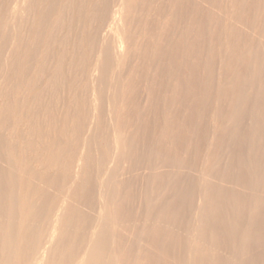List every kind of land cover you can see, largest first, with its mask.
I'll return each mask as SVG.
<instances>
[{
    "label": "rangeland",
    "instance_id": "obj_1",
    "mask_svg": "<svg viewBox=\"0 0 264 264\" xmlns=\"http://www.w3.org/2000/svg\"><path fill=\"white\" fill-rule=\"evenodd\" d=\"M13 1L14 0H8V1L6 0V2H5V0H0V15L1 16H2V14H5L8 12V14H6L7 18L9 19V17H11L9 15L8 4L14 5L17 3V0L14 2ZM87 1H89V2H87ZM90 1L91 0H48V1L47 0H25L23 3L24 6L22 5V9H21L22 15L20 13V15L22 17H20V15H19L18 19L16 20L17 23H15L16 25H14L15 27L14 26L12 27L13 24H11V23L9 24L10 38H13L14 35L16 37H18L19 38V41H18L19 46H18V44L14 45V46H12L13 50H12V48L10 50L11 45H9L8 48L6 47L7 53L4 56L3 54H4V51L6 50V48H4V46L7 45V43H6L7 41H6V38L4 36L0 35L3 38V39H1V37H0V40H1L0 52L2 50V52L0 53V58H1L0 64L2 62V64H1L2 69L4 68L3 71L0 68V72H3L2 73L3 77L2 76L1 77H2V79H4L2 82H0V91H1L0 94H2L0 97V99L2 100V101L0 100V129H1L0 130V158H1L0 159V166H1L0 167V169H1L0 170V174H1L0 175V212H1L0 213V238H1L0 239V242H1L0 243V246H1L0 249L4 248L3 250L1 249V251H0V264H7L8 259L11 260L10 262L12 264H13V262H14V264H17L16 262H18V261H20L22 263L24 262L23 264H25V263L28 264L29 260H31L29 262V264H31V262L34 263L33 262L34 261L33 256L36 255L35 251L36 250H37V252L39 251V246H41L45 242V239H47L46 236H48L47 234H49V231H50L49 228L52 226L53 221L50 224V221L53 220V216L51 214H53L54 211H56V209L60 208L62 205L66 206V207H63V208H65V210H63L65 212L64 213L65 215L64 214H63L64 216L62 215L63 219L61 220V224L62 223H64V224L61 225L62 226L61 230L57 231L58 233L56 232L57 235H56L55 239L53 240L54 241L53 242V248H52V250H50L51 253L48 252V254L46 255L47 256V259H46L47 262L45 261L44 264H50V263L56 264L57 262H58L57 264H75L74 262L77 260L76 258H80L79 257L80 255H82L84 252L92 249L91 245H89L88 243L91 244L92 238H94V236H96V234H98L97 231H100L102 229V228H99V226L102 227V222L104 223V221L102 219L103 216L100 217V215H101L100 213H101V211L103 212L105 209H106L105 210L106 214H107V210H108V212H109V210L113 211V212L116 211L115 213L112 212L113 214L111 212L108 213L109 215L111 214L110 216L112 218H110V216H109V218L112 220H111V222L109 220V222H108L109 226L106 225L107 226V227L105 226L106 230L104 229V231H106L105 234H108V233L112 234L111 236H110V234L105 235L106 236L105 239L107 238L106 242L108 243V246H109V248H111L110 250H112V251L122 250V248L125 246L126 249L125 248H123V249H125L126 252H129L128 253L129 256H131L132 254L135 255V253H137V251L139 249H143L142 247H145V243L147 242L146 240H148L146 238L149 235H150L149 237H153L151 235L153 233H155V236L156 237L158 236L157 237V239L159 240L158 246L159 247L161 246L160 248L162 250V253L164 250L166 251V252L164 251V254L165 253L166 254L165 255L163 254L164 258L167 256L166 257L167 261L170 260V262L168 261L166 263V259H165V261L162 259L163 260V262H162L161 257L159 256L158 259L155 260V262H157V264L158 263L159 264H163V263L164 264H169V263L170 264L171 263L172 264H175V263L179 264L180 262L182 264H184L185 262H186V264H188V263L190 264L192 262V264H193V261L195 259V256H193L194 259L191 258V256H192L191 253H193L192 252L193 245L196 243L198 238L202 237L201 240H204V241H202L203 246H207V245L212 246L213 245V248L214 247L216 248V249L214 248L215 249V255L210 259H204L202 264H205V263H207V264L208 263L209 264L210 263L211 264H264V237H263L264 236V190H263L264 189V122H263L264 121V118H263L264 117V92H263V90H264L263 86L264 85H262V87L260 85L254 86V89L256 88V86H257V89L263 88L260 90L263 92V94L261 93L263 95V97H262V95H260L261 97L259 96L260 93H258V96H257L256 90H255L251 93L253 95L250 96V94H249V97H247L248 99L246 98L244 100L245 102H243L242 105H241V101L239 102V105L235 103L237 105V107L241 106V107H239V109L236 108L239 111L234 109L236 107V105H234V108L229 107L230 106L229 103L231 102V99H232V94L229 95V93H231L230 89L229 90L223 89L224 84H225L224 81H226V82L228 81V79L226 78V77H228V73H227V70H224V71H226L227 74L223 71V69H225L223 67L224 66L226 67V64H225V62L222 63L225 60V56H226L225 54L228 55V52L224 53V55L223 54L221 55L222 58H224V60L222 58H220L221 56H218V55L221 54L223 51L221 50L220 43H216V42H218L219 39H221V35L220 36L217 35V34H219L218 31H217L218 33L216 32L217 34L214 33L215 34V40H214V38L210 34V32L208 33V31L207 32L204 31V30L210 31L208 24H207L208 22L206 21L207 19L205 18L206 17L205 15H207L206 13H208L206 11H208V10H207V8H204V6L202 4L204 0L203 1L199 0L200 5H198V3H199L198 0H144L147 2V3L145 2L146 3L145 5H144L143 0H142L143 3L141 2V0H138V5H140L138 7L136 6V8L138 9V12L135 9L137 13L136 12L132 13L131 18H130V22H132V20H131L132 18L133 19L135 18L134 19L135 21L133 20V24H132V23H129V20H128L127 25L132 24L135 26L138 23L140 26V32H137L139 30V28H138L139 26H137L138 24L135 26L136 28H134V26H133V29L131 27L132 25L129 26L131 28H129L128 30L127 29L124 30V28H128V27H126L127 26L126 24L123 27L124 32H126V30H127L129 33L131 29L134 30L132 33L130 32L131 33L130 35H131L132 39L134 38V35H135L134 40L137 39V42L136 41L132 42L134 40L130 39L131 44L133 43L131 45L132 49L130 48L131 49L130 50L131 56L133 57L134 55L137 54V52L135 53V51H141V49H143L140 52V55H138L139 54V52H138V54L135 57L132 58L130 56L131 58L128 59V60H130L129 62L131 64V66H129L130 65L129 63L127 64V67H129V68L131 67L130 68L131 72L130 71L129 72L131 74H132V70L135 72H133L132 76L130 74V77H132L131 78L132 80L130 79L132 81V83L130 81V86L132 84V87L128 93L129 95H127L129 97L124 96V99H123V96H122V98H121L122 102L120 103L122 105L120 107H123V104L124 105L126 104V107L124 106L125 110L123 111L126 116L123 114H122V116L124 118V122L126 123V124H124V125H126L125 126V129H126L125 133L127 134V137H128L127 138L128 140H126V141L128 142L129 145L127 144V142H125L126 145H128V146L125 145L126 151L124 149V153L122 154L123 157L121 155H120L121 157L120 156L115 157V162H114V159H113L114 158V146H113L112 136L110 135L111 134L110 130L112 128V124H111L112 120H111V115H110V111H109L110 107L108 104V103H110L109 102L110 100L108 98L109 94H107V93H109V88H108V83L105 82V84H104V81H106L104 78L107 76L103 75L104 77L100 78L103 80L98 79L99 81L98 80L96 81V88L97 89L100 85H103V84L104 85L101 87V89L99 87L100 92L98 91L99 89L97 90V92H99L98 95L101 94L100 95L101 101H100V96H99L98 104H99V102H100V104H99L98 108L96 107L97 110L95 109L97 111V112L95 111V115L97 117L95 116L93 118H91V113H90L91 110H88V109H91L90 108L91 104L89 103V101H91L90 97H92V91H91L92 89L89 88V86L87 87V85H91V83L89 82L90 79H88L89 77L87 78V76H88V69H89L88 67H90L88 65H91L90 63H92L93 59H94L92 54L94 53L95 49H97L101 46L102 36H103L104 32H106L107 27H108V21L107 20L109 19L111 12L117 7L116 6L117 0H92L91 2ZM174 1L177 3L174 4L175 3ZM18 2H20V0ZM66 3H67V5H66ZM155 3L157 4V9L160 10L159 12L157 9H156L157 11L155 10V8H156ZM147 4H149L150 6ZM143 5L145 7L147 5L146 12L144 10L145 13L142 12L143 11V7H142ZM114 6H115V8H114ZM153 6H154V8H153ZM24 7H26V8H24ZM57 7H58V9H57ZM60 7H62V8H60ZM140 7H142V9ZM148 7H150V8L152 7L154 10L152 8L150 9ZM54 8H56V9H54ZM111 9H112V11H111ZM149 9H150V12H152L151 10H153V16H152V13L149 14L150 16L147 14V11H149ZM2 10L4 13H2ZM172 11L174 12L173 14H172ZM198 11L200 14L198 13ZM54 12H55V14H54ZM141 12H142L143 16L141 14H139ZM168 12L171 13L173 17L175 14V18L173 19V22L171 19L170 20L171 22L166 23V24H168V29H166L167 28V25H166L164 27L166 30L164 31L163 27L161 28V24H163V20H162L163 16L162 15L165 16V13L168 14ZM194 12H196V13H194ZM182 14H183V17H181ZM147 15H148L149 19L147 18ZM6 16L4 15L3 18H6ZM24 16L27 18L25 19ZM43 16H44V18H43ZM133 16H135V17H133ZM161 17H162V19H161ZM200 17H202V18H200ZM7 18H6V20H7ZM20 18H22V19H20ZM31 19H32V21H31ZM21 20H22V22H21ZM199 20L201 22V25L203 22L204 30L202 29L201 25H198ZM160 21L162 23H160ZM18 23H19V25H18ZM170 23H172L171 26L173 28H171V26H169ZM195 24H197V25H195ZM205 24H207V26H205ZM143 25H144L143 28L145 30L143 28H141ZM156 25H158V27ZM155 26L157 27V30H156ZM162 26H164V24ZM20 27H21V30L19 29ZM77 27H78V29H77ZM32 28H34V29H32ZM120 29L122 30V28H120ZM120 29H117V30L119 31ZM158 29H159V31H158ZM141 30L142 31L144 30L143 35L146 34L145 35L146 38L142 35ZM146 30L147 31L149 30L151 32V36H153L155 38H153V37L151 38L150 33H148L149 34L148 35L146 33L147 32ZM153 30H155V31H153ZM118 31H117V33H118ZM152 31L154 32V34ZM124 32L123 33L120 32V34L118 33V35H121V37H122L125 34ZM134 32L136 34L140 33V35H139L140 39L137 36L138 34L137 35L133 34ZM155 32H157L156 34H160V35H155ZM161 32L163 34V37L166 35L164 37L165 40L161 36ZM180 33H182V36ZM126 35H127V33H126ZM130 35L129 34L127 35V37L129 36L128 39L130 38ZM132 35H133V37H132ZM196 35H197V37H196ZM209 35L212 37H210ZM242 35H244V38H245V34H242ZM148 36H150V37H148ZM156 36H161L160 37L161 39H159V37L157 38V39H159L158 40L159 42H161V40H162L161 43H157V45H159L158 47H161L162 45H164V50H165V48H167L163 52L162 47H161L163 54L161 51H159L160 53L157 54V52H158L157 49H160V48H157V46H156V42H158L156 39ZM167 36H168V38H167ZM238 36H240V35H238ZM30 37L32 38V40ZM147 37H148L149 43H150L149 44L147 42V44L150 45L152 48L149 46L151 48L150 49L148 47V45L145 46V48H147V50L150 49L152 51H150V50L147 51L144 48V45H146L145 42H146V40H148ZM82 38H83V40H82ZM150 38L154 39V40H150ZM216 38L218 41H216ZM244 38L242 36V39H244ZM84 39H86L87 41H84ZM141 39L142 40L145 39L144 40L145 42L141 41L142 44L140 43ZM155 39H156V42H155ZM180 39H182V40L180 41ZM239 39H241V38L239 37ZM130 40H129V47H130ZM163 40H164V43H163ZM198 40H199V43H198ZM210 41H212V43L214 41H216V42H214L213 44L212 43L210 44ZM185 42H186V44H185ZM138 43H140L141 45H139L140 47H138L137 48L138 50H137L135 47L138 46ZM191 43H193V44H191ZM160 44H162V45L160 46ZM133 45H135V46L133 47ZM200 45H201V47L198 48L197 46H200ZM215 45H216V48L220 47L219 48L220 53L217 52L218 50L215 48ZM260 46L262 47V45H259V49L256 50L255 47H258V46H256V44H255V46L253 47V50L255 49L256 51H258L257 52V54H258L257 59H259L261 61V58L264 59V55L262 57V53L264 54V52H261L262 48H260ZM3 48L5 49L4 51H3ZM133 48L135 50H133ZM145 50L147 51V53L150 56L153 55V57H155L156 55H154V54H157V55H159V58L156 59V57H158V56H156L155 58L152 57L154 59V61H153V59L151 60L150 57L147 58L149 55L144 54ZM198 50H199V53H198ZM214 51H216L215 53H218V54H216V56H214V54H215ZM26 52H29L30 54L26 53ZM132 52H133V55H132ZM149 52H151L152 54ZM141 53H143L145 55V58H144V55ZM200 53L202 55L201 57H200ZM7 54H9V55H7ZM229 54H230V52H229ZM1 55H3V57ZM207 55L209 57L207 60L208 62L205 60L206 63H204L205 61H202V60L207 59ZM230 55H232V54H230ZM6 56H7V58H5ZM25 56H29V57H25ZM212 56H213V58L215 57V59H213L214 61L215 60L218 61V59H220L222 61V62L220 61L222 64H220L219 61H218V63H216L217 61H215V63L217 64L218 69L220 67L222 68V69L220 68V70H222L225 73L223 75H225L226 77L221 75L222 71H220V70L217 71L216 64L213 63ZM91 57L93 59H91ZM216 57L218 59H216ZM231 57L232 56L228 57V58H230V61L235 60L233 58L234 56L232 57L233 59ZM28 58H29V60H28ZM228 58L226 56V60H225L226 63L227 62L230 63V61H227V60H229ZM88 59H90V60H88ZM146 59H147V61H146ZM148 59H150L151 61ZM263 59L261 61L262 63L260 61H258V63L262 64V65L260 64L261 67L264 66L263 65V63H264ZM38 62L41 63L42 65L39 64ZM35 63L39 64V68H38V66H35L36 65ZM56 63H57V65H56ZM58 63H61V64H58ZM231 63H233V62H231ZM19 64H20V66H18ZM22 64H24V65H22ZM203 64H207V65H203ZM223 64H225V65L223 66ZM58 65H61L62 67L58 66ZM84 65L87 66V67H85L86 69H84V67H83ZM218 65L219 66L221 65V66L218 67ZM228 65H230V64H228ZM242 65H243V67H242ZM242 65H241L240 71L242 72L241 75H243V76H241V77H243V78H241V79L239 78V79L240 80L243 79L242 81H244V77L248 74V72L246 70V72L243 73L244 70L246 69V67L244 66V64H242ZM24 66H25L26 71L24 69L23 70L21 69V68H24ZM56 66H57V69H59L58 72L56 70ZM214 66H215V68H214ZM34 67H36V68H34ZM244 67H245V69H244ZM132 68H134V69H132ZM82 69H84V70L82 71ZM263 69L264 68L260 69L259 74L264 73ZM21 70L23 72H21ZM50 70L52 71V73ZM193 71L195 74L193 73ZM200 71H201V74H202V72H204L203 73L204 76L200 74ZM197 72H198V74H196ZM205 72L207 74H205ZM162 73H163V75H162ZM165 73H166V75H164ZM214 73H215V75L217 74L218 76L217 77L214 76ZM140 74H142V75H140ZM262 74H260V76L258 75L259 77H261V79H258V81L263 80L264 74L263 75ZM24 75H25V77H24ZM206 75H207V77L205 78ZM123 76L129 77V73L124 74ZM221 76H223V77L221 78ZM248 76L249 75H247L246 77H248ZM216 78H218V79L220 78V79L217 80ZM223 78H225V79H223ZM205 79L208 81L207 84H206ZM248 79H245V81ZM33 80H34V82H33ZM137 80H138V82H136ZM216 80H217V82L219 81L218 83H221V80H223L222 81L223 84H221L222 86L219 84L222 88H220V86L217 85L218 83L217 84L214 83V82H216ZM70 81L71 82L73 81L72 82L73 85L70 83ZM87 81L89 83H87ZM100 81H103V82L100 83ZM107 81H108V79H107ZM202 81H204L203 86L200 85V83L202 84ZM210 81H211V84L214 81L213 85H215L214 86L215 88L213 87V85L209 84ZM242 81L241 82L239 81L236 84L237 85L240 84L241 86H243L244 82L242 83ZM3 82H4V84L1 86V83H3ZM83 82H85L87 84H85ZM97 82H98V84H97ZM180 82H182V83H180ZM99 83H100V85H99ZM70 84L72 85V87ZM82 84L86 85V86L83 85L84 87H86L85 90H84V88H82L83 87ZM208 84L210 86H212L213 88L212 87L210 88V86ZM163 86H164V88H163ZM207 86H209V87H207ZM217 86H218V88H216ZM232 86H234V85H232ZM138 87H140L141 89ZM147 87H149V88H147ZM151 87H152V89H151ZM230 87H227V88H230ZM219 88L222 89V92H225L227 90L229 91L228 93L227 92L226 93L231 98L228 95L226 96L225 93L224 94L227 97V99L230 98V100H227L224 97V94H222V92H220L221 90ZM190 89H192V90L196 89V91H192ZM103 90H105V91H103ZM202 90H205V91H202ZM106 91H107V93H106ZM90 92H91V94H90ZM69 93H70V95L68 96ZM87 93H89V94H87ZM174 94H176V95L174 96ZM89 95H91V96H89ZM204 96H205V98H203ZM69 97L72 99V101L70 100ZM126 97H127V100H126ZM150 97H152V98H150ZM73 98H74V100L77 101V104L75 103ZM177 98H179V100ZM168 99H170V100H168ZM243 99H242V101H243ZM169 101L170 102L172 101L173 103L172 102L170 103ZM228 101H229V103H228ZM71 102L74 104L72 105ZM78 102L81 103L82 106L79 107L80 104ZM119 102H120V100H119ZM126 102H129V103H126ZM132 102H133V104H132ZM174 103H175V105H174ZM98 104H96V106H98ZM206 104H208V105H206ZM151 105H153V106H151ZM216 105L218 106L217 108L215 107ZM104 106L106 109H104ZM40 107L43 109H41ZM74 107H75V109H74ZM134 107H135V109H133ZM167 107L169 110L167 109ZM180 107H181V109H180ZM220 107H222V108H220ZM260 107L263 109V112H262V109L260 110ZM230 108L233 109V110L231 109L232 112H235L234 110H236V112H238L235 114V115H237V117L234 118L235 121L233 120L234 124L237 126L235 127V125H234L233 126L234 129L232 128V129H228V130L229 131H231V130L235 131V129L238 126H240V127H238V130L236 131V133H234V131L233 132L231 131L232 133H230L227 130L226 133H222L220 136H218V135L217 136H211V135H213V130H211V129H214V127L217 125V122L219 123L218 124L219 126H221V124L225 123L224 115L227 113L229 114L231 112V110H229ZM255 108H256V110L259 109L258 113L255 110ZM210 109H212V110L209 111ZM194 110H195V112H194ZM107 111H109V112H107ZM132 111H135V112H133V114H132ZM144 111H145V113H144ZM253 111H256V112L254 113ZM7 112H8V117L6 116ZM67 113L68 114L71 113L69 115L70 118L67 117L68 116ZM134 113H136V114L134 115ZM148 113L150 115H147ZM214 113L216 115L215 118L212 117L213 115H210V114H214ZM3 114H6V115H3ZM109 115H110V119H109ZM256 116H258V117L256 118ZM4 117H5V119H4ZM18 117H19V119H18ZM216 117H217V119H216ZM16 119H17V121H16ZM68 119H70V121ZM78 119H80V120H78ZM255 119H257L258 121ZM21 120H22L23 124L20 125L19 124L20 122H18V121H21ZM64 120H65V122H64ZM212 120L215 121V123ZM4 121H5V123H3ZM66 121H69V123ZM129 121L134 122V125L132 126L133 123H131ZM167 121H171V123L170 122L167 123ZM28 122H30V123L27 125ZM136 122H138L139 124ZM141 122H142V124H141ZM252 122L253 123H255V122L260 123V126L262 127V129L259 127V124L257 123L256 128L259 131L258 132L256 130V128L254 127L255 125H253ZM213 123L216 125H213ZM236 123H238L239 125ZM36 124H37V126H35ZM52 124H53V126H52ZM143 124L145 127L142 126ZM210 124H212V125L210 126ZM29 125L31 128L33 127L34 129H36V135L38 137L37 136H29L27 134H26V136H23V134H21V132H20V136L22 135L21 137L12 135L13 132L16 131V129L19 126L20 127L18 129L21 130V128H22V129H24V130L26 129V131H28V129L30 128ZM63 125L64 126L67 125V126L64 127ZM88 125L91 126V129H90V126L88 127ZM129 125L132 126L133 129H131L132 127H128ZM146 125H147V128H146ZM252 125H253V127H252ZM14 126H16V128ZM24 126H25V128H24ZM38 126H40V127H38ZM166 126H168V129H167L168 133L165 132L166 130L164 129V127L167 128ZM126 127H128L129 129ZM141 127H143V128H141ZM64 128H65V131H63ZM248 128H249V130H248ZM127 129L129 131H127ZM141 129H142V131H140ZM55 131H56V133H55ZM131 131L133 132V134ZM253 131H257V134L259 135V136L258 135L257 136L259 138L255 137L254 134H253V136H251ZM39 132H41V133H39ZM163 134H165V136L168 134L167 138L164 137ZM137 135H138V137H137ZM162 136L164 137L163 138L164 140L161 139ZM132 137H135V140ZM129 138L131 139L130 141H129ZM139 138H141V140ZM172 138H173V140H172ZM5 139H7V140H5ZM19 139H20V141H19ZM137 139L140 141H138ZM58 140H59V146L57 145ZM162 140H163V142H162ZM27 141H30V142H27ZM109 141H110V143H108ZM160 141L162 143L161 145H160ZM212 141L214 142L213 146L211 143ZM26 143H28L29 146L31 144L32 147L31 146L29 147L28 144H26ZM48 143H49V145H48ZM166 143L168 144V146L169 145L170 146L167 147ZM65 144H67V145L69 144L68 147H66L67 145H65ZM60 145H61V148H59ZM157 145H159V146H157ZM70 146H72V147H70ZM211 146H212V148H211ZM12 147H14V148H12ZM26 147H29V148H26ZM131 147L134 149H132ZM137 147H139V148H137ZM85 148H86V150H85ZM92 149H93V151H92ZM43 150H45V151H43ZM135 150H137V151H135ZM10 151H12V153ZM66 151H68V152H66ZM95 151H96V153H95ZM153 151H155V152H153ZM51 152L55 156H57V158L54 157V155ZM82 153H83L84 162L85 163H86V161H89V162H87L88 164L87 163L85 164L83 162L86 166L82 165V167L84 169H82V167L79 168V169H81V171L83 170L82 173H79V170H78L76 172L77 173L76 174L74 171L71 170V169H73L71 166H72V164H75L77 162V160L78 161L80 160L79 157H81ZM208 153H209V155H208ZM45 154H46V156H45ZM16 155H18V157L19 156L20 157L18 158V157H16ZM161 155H163V156H161ZM5 156H6L7 160H6ZM50 156H51V159H50ZM52 156H53V158H52ZM130 156H131V158H129ZM211 156L214 160L212 161V163H210L211 165L209 166L206 164V162H207L208 158H210V160H212ZM179 158H181V159H179ZM8 159L10 160V162H13V164L10 163ZM18 159H19V161H18ZM26 159H27L28 163L26 162ZM112 159H113V162H111ZM169 159H170V161H169ZM37 160L38 161L41 160V162L38 163ZM60 160H62V161H60ZM173 160H175V161H173ZM3 161H5V162H3ZM20 161H22V162H20ZM51 162H54V164H52ZM81 162L82 161H80L79 163L81 164ZM127 162H129V163H127ZM23 163H25L27 165H25V164L22 165ZM60 163H61V165H59ZM165 163H168V164H165ZM35 164H38V165L36 166ZM62 164H63V169L64 170L66 169L65 171L61 169ZM91 164L93 165L94 168L91 167ZM113 164H114V166H112V168L114 167L115 170H114V168L113 169L110 168L111 165H113ZM31 165H32V167H31ZM35 166L39 167L43 171H40V169L36 168ZM66 166H68L69 169L71 168L69 170L70 172L68 171V168ZM22 168H24V169H22ZM51 168H52V170H51ZM108 168L111 169V170L109 169L110 175L108 177V179L109 178L111 179V180L109 179L111 183L108 180L109 185L110 184L111 185L109 186L108 182H107V185H108L107 187H109L110 189L109 188L107 189V187H106V189L104 188L105 190H108L107 194L109 192V195H106V191L100 187V180L104 176V174L106 173V170ZM32 169H33V171H32ZM90 169H92V170H90ZM203 169L210 170L212 175L215 176L216 178H214L215 182L213 181L209 185L210 189L207 188V190L210 191V195L213 197L212 198L213 200L210 201V203L205 202L202 205V207H205L204 211H202V209H203L202 208V209H200L201 210V212H200L199 211L200 205H198L197 203L201 201L200 199L202 198V195H203V194L201 195V193H203V192L201 189L202 185L199 184L200 183V175L199 174L201 171H203ZM28 170L30 173L27 172ZM66 171H68L67 173H69V174H67ZM56 172H58V173H56ZM93 172H94V174H93ZM165 172H167V176H166ZM174 172H175V174H174ZM3 173H5V174H3ZM37 173L39 175H41V177H39V175ZM176 173H178V175ZM14 174L17 177L16 176L14 177L13 176ZM60 174H62L63 176ZM162 174H163V176H165L167 178L165 179V177H163ZM32 175H33V178H32ZM36 175H37V178H35ZM100 175H102V176H100ZM64 176L66 179L64 178ZM118 176L120 177V179H118L119 178ZM159 176H161V177L159 178ZM49 177L53 178L52 181H51V178H49ZM87 177L89 180L88 179L86 180ZM155 177H157V179ZM168 177H170V178L168 179ZM26 178H27V180H26ZM92 178H94L95 180ZM160 179H162V180H160ZM21 180H23V181H21ZM149 180H151V181H149ZM119 181L122 183H120ZM159 181H161L160 183L163 182V185L160 184ZM164 181H165V185H164ZM198 181H199V183H197ZM216 181H218V182H216ZM13 182H15V183H13ZM51 182H54V183H51ZM82 182H85V183H82ZM118 182H119V184H118ZM129 182H130V184H129ZM240 182H242V183H240ZM23 183H25V184H23ZM115 183H117V184H115ZM170 183H172V184H170ZM174 183H176V185H174ZM79 184H81L82 186L81 185L78 186ZM93 184H95V185H93ZM150 184H152V185H150ZM229 184H230V186H229ZM243 184H245V185H243ZM90 185H91V188L89 189ZM127 185H129V186H127ZM4 186H6L7 189L4 188ZM52 186H53V188H52ZM160 186H162V188L163 187L164 188L162 189ZM16 188H18V189H16ZM2 189H4V190H2ZM100 189H102V190H100ZM119 189H120V191H119ZM152 189H153V191H152ZM196 189H199V190H196ZM86 190L89 193H87ZM151 191L153 192V194L151 193ZM180 191H181V193H180ZM84 192L86 195L84 194ZM96 192H97L96 196L98 198L95 196ZM157 192H158V194H157ZM32 193H33V195H32ZM51 193H53V195H50ZM90 193H91V195H90ZM83 194H84V196H83ZM150 194H151V196H149ZM171 194H173V195H171ZM198 194L201 195V198ZM93 195L95 196V198ZM117 195H119V197L121 196L122 198H124L125 196H128V197H125L124 199H122L120 197L121 198V200H120V198ZM10 196H11V198H10ZM102 196H105L106 198L104 197L105 198L104 199ZM107 196H108V199H107ZM158 196H160V197H158ZM161 196H163V198ZM229 196H230V198H229ZM15 197H17V198H15ZM45 197H47V198H45ZM80 197H81V199H80ZM116 197H117V199H115ZM131 197H132V199H131ZM157 198H158V200H157ZM196 198L197 199L200 198L199 201ZM76 199H77V201H76ZM152 199H154V200H152ZM49 201H51V202H49ZM118 201H120V202L118 203ZM147 201L149 202V204ZM44 202L45 203L48 202V203L44 204ZM122 202H123V205H121ZM157 202H158V204H157ZM22 203L28 204L26 209L24 206H23V209H22V207H19L20 204H22ZM41 203H43V204H41ZM63 203H65V204H63ZM101 203H103L105 205H103V204L101 205ZM114 203L116 204V206L117 205L118 206L115 207ZM108 204L111 207H109V206L107 207L106 205H108ZM160 204H162L163 206ZM13 205H15V206H13ZM151 205H152V207L150 208ZM120 206L123 208H121ZM125 206H126V208H125ZM172 206H175V207H172ZM13 207H15V208L13 209ZM113 207L118 208L119 211L117 209L114 210ZM254 207H256V208L254 209ZM45 208H46V210H45ZM101 208H103V209H101ZM259 208H261V209H259ZM42 209H44V210H42ZM124 209H126V210L128 209L127 210L128 212L125 211ZM168 209H169V211L167 212ZM182 209H184V210H182ZM76 210H79V211H76ZM151 210H153V211L151 212ZM221 210L223 212H221ZM255 210H256V212H255ZM122 212H123V214H121ZM156 212H157V214H156ZM169 212H170V214H169ZM198 212H199V214H198ZM41 213L43 216L40 215ZM72 213H73V216H72ZM125 213H126V215H125ZM128 213L129 214L132 213V214L129 215ZM114 214H115V216L118 217L117 219L114 218L115 216L113 217ZM186 214H188V216ZM70 215H71V217H70ZM75 215H77V216H75ZM87 215H88V217H87ZM161 215H162V218H161L162 223L159 220ZM185 215H186V217H185ZM204 215L205 216L207 215V216L205 217ZM127 216L128 217L131 216V217H129L131 219L130 220L127 219L128 218ZM155 216H158V217H155ZM27 217H28V219H27ZM67 217H70V218H67ZM81 217L82 218L84 217V218L82 219ZM181 217H182V220L180 219ZM23 218H25V219H23ZM146 218L148 220H146ZM49 219H51V220H49ZM118 219H120L119 222H118ZM152 219H153V221H152ZM167 219L170 221L169 225L171 228L168 227L169 225L166 224V223H168ZM29 220H31V221H29ZM188 220H189V223L187 222ZM196 220L198 223L196 222ZM214 220H215V222H214ZM44 221H45V223H44ZM68 221H69V223H68ZM87 221H89V222H87ZM123 221L125 224L123 223ZM218 221L220 224L218 223ZM9 222H12V224L10 225ZM163 222H164V224H163ZM172 222H176V223H173L171 226ZM22 223L27 224L26 228H21V227L18 228L17 227V225L19 226ZM155 223L157 226L155 225ZM158 223H160V224H158ZM185 223H186V227L184 225ZM193 223H194V226H192ZM217 223L221 227L220 226L218 227V225H216ZM37 224H39L40 226ZM93 224H94V226H92ZM114 224H116L115 226L118 229L114 226ZM151 224H152V227L150 228L149 226H151ZM161 224H163V225H161ZM12 225H14L13 226L14 229L12 231V234L10 235V231L7 230V226L9 227ZM72 225H73V227H72ZM121 225L123 226L124 229L121 228ZM160 225H161V228H159ZM36 227L38 230H35ZM85 227H87V228H85ZM153 227H154V229L157 227L156 229L158 230V232H157V230L153 231L154 230ZM88 228H90V229H88ZM5 229H6V231H5ZM65 229L66 230L68 229V230L66 231ZM82 229H84V230L82 231ZM97 229H99V230H97ZM162 229H163V231H161ZM41 230L43 233L41 232ZM109 230H110V232H109ZM117 230H119V231H117ZM202 230L204 231V233L202 232ZM88 231H90V232H88ZM142 231H143V233H142ZM13 232H15V233H13ZM72 232H74V233H72ZM75 232H77V233H75ZM168 232H170V233H168ZM207 232H208V234L205 235ZM40 233H41V235H40ZM130 233H132V234H130ZM136 233L139 234V237H138V234H136ZM156 233L159 235H157ZM176 233H178V234H176ZM179 233L181 235H179ZM182 233H183V235H182ZM202 233H203V235H202ZM120 234H122V236L125 238L121 237ZM144 234H148V235L145 236ZM173 234L175 236H173ZM143 235L145 237H143ZM204 235H205V238H204ZM9 236H11L10 240H14V242L9 240V238H10ZM13 236H15L16 238ZM112 236H114V237H112ZM119 236H120V238H119ZM140 236H141V238H140ZM178 236H179V238H178ZM23 237H24V239H23ZM80 237L82 238L81 240H80ZM175 237H177L176 238L177 240L175 239ZM215 237H217V238L219 237L217 241H216L217 238H215ZM17 238H18V240L20 239L19 242H18ZM170 238L171 239L173 238V239L171 240ZM190 238H191V240H190ZM194 238L195 239L197 238L196 241L193 240ZM211 238L212 239L215 238V239L212 241V240H210ZM87 239H89V240L87 241ZM141 239H143L144 242ZM167 239L169 240V242ZM6 240L9 241L10 243H12L11 247L9 246V248L8 247L5 248L6 247L5 245H10V243L7 242ZM37 240H38V242L40 241L42 244L40 242H39V244H37L38 243ZM59 240L62 241L63 243H61ZM108 240H109V242H108ZM209 240H210V245L208 244ZM115 241H117V242H115ZM162 241H164V242H162ZM173 241H175V242H173ZM184 241H186V242H184ZM177 242L179 244H177ZM85 243L88 245L86 246ZM163 243H164V245H162ZM166 243H168L169 245L167 244V246H166ZM174 243H176L179 246L182 244L183 246L181 245L182 247L181 246L179 247ZM190 243H192V244L190 245ZM35 244H37V246H38V248L35 246L37 248L36 250H35V247H33ZM117 244H119V245H117ZM159 244H161V245H159ZM172 244H173V246H171ZM188 244H189V248L191 250L188 248ZM225 244H227V245H225ZM115 245H117L118 247L117 246L115 247ZM3 246H5V247H3ZM162 246H163V248H162ZM31 247H33L34 250H33V248L31 249ZM82 247H84V248H82ZM88 247H90V249H88ZM138 247H139V249H138ZM11 248L12 249H14V248L20 249V254L18 253V258H14V256L12 258V254L9 255L8 249H11ZM119 248H121V249H119ZM221 248H223V249H221ZM30 249H31V252H30ZM4 250H6V251H4ZM23 250H25V251H23ZM188 250H190L189 254H188V252H189ZM2 251H4V252H2ZM180 251H182V252H180ZM185 251H187L186 254H184ZM168 252H169V254H168ZM159 253H160V255H162L161 251ZM219 253H221L222 255ZM27 254L31 255V256L27 257ZM59 255H60V257H59ZM176 255H177V257H176ZM186 256H188V257H186ZM244 256H245V258H244ZM21 257L24 260L21 261ZM55 258H56V261H55ZM156 258L157 257H155V259ZM170 258L172 259V262H171ZM176 258H178L179 261H177ZM3 261H5L6 263ZM155 262H154V264H156ZM18 264H21V263L18 262Z\"/></svg>",
    "mask_w": 264,
    "mask_h": 264
},
{
    "label": "bare ground",
    "instance_id": "obj_2",
    "mask_svg": "<svg viewBox=\"0 0 264 264\" xmlns=\"http://www.w3.org/2000/svg\"><path fill=\"white\" fill-rule=\"evenodd\" d=\"M8 1V0H7ZM14 1H16V0H14ZM13 1V2H14ZM19 0H17V3L16 4H14V5H12V4H8V6H9V15L11 16V17H9V19L7 18V16H6V14H8V12L7 13H5V14H2V16L0 15V35L1 36H4L5 38H6V43H7V45L6 46H4V48H8V46L9 45H11V47H10V50H11V48H12V46H14V45H17L18 44V41H19V38L18 37H16L15 35L13 36V38H10V35H9V24L11 23V24H13L12 25V27L14 26V25H16L15 23H17V19H18V17H19V15H20V13H21V9H22V5L24 6V1L25 0H20V2H18ZM48 1V0H47ZM92 1V0H91ZM90 1V2H91ZM144 1V0H143ZM143 1L141 0V2L143 3ZM203 1V0H202ZM5 2H6V0H5ZM58 2V1H57ZM87 2H89V1H87ZM146 1H144V5L147 3H145ZM155 2V1H154ZM175 2V1H174ZM198 2H199V0H198ZM60 3V2H59ZM71 3V2H70ZM141 3V4H142ZM177 2H175L174 4H176ZM202 3V2H201ZM33 4V3H32ZM57 4V3H56ZM94 4V3H93ZM156 4V3H155ZM154 4V5H155ZM203 6H204V8H207V10L208 11H206V12H208V13H206L207 15H205L206 17V21L208 22H206L207 24H208V27H209V29H210V31L209 30H204V25H203V22H202V25H201V22H200V20H199V23H198V25H201V27H202V29L205 31V32H207L208 31V33L210 32V34L213 36V38H214V40H215V34H217L218 32H219V34H217V35H221V39H219V41L217 40V38H216V41H218V42H216V41H214V42H216V43H220V45H221V50L223 51L221 54H219L218 56H221L222 54L224 55V53H227L228 52V55L227 54H225L226 56H227V58L229 57V56H234L233 58L235 59V60H233V61H230V58H228L229 60H227V61H230V63L229 62H227L226 63V56H225V60H224V58H222V56L220 57V58H222L224 61L222 62L220 59H218L217 57H216V59H218V61L220 62H222V63H224L225 62V64H226V67L224 66L225 64H223V68H225V69H223V71L224 70H227V73H228V77H226L225 75H223V74H225L226 73V71H222V70H220V66L218 65V67H220L219 69L217 68V64L216 63H218V61L217 60H215V61H217L216 63H215V61L213 60V59H215V57L213 58V56H212V60H213V63H215L216 64V68H217V71H222V73H221V75H223V76H225L227 79H228V81L226 82V81H224V87H223V89L225 90V89H230L231 90V93H229V95L230 94H232V99H231V102L229 103V101H228V103H229V107H232V108H234V105H236V104H238L239 105V102L241 101V105L243 104V102H245L244 100L247 98V97H249V94H250V96L251 95H253V94H251L253 91H255L256 90V93H257V96H258V93H260L259 94V96L260 95H262L263 94V92H264V90H263V92L262 91H260L261 89H263V88H260V89H257V86H256V88L254 89V86L255 85H260L261 87H262V85H264L263 83H264V78H263V80H259L258 81V79H261V77H259L260 76V74H262V73H260L259 74V72H260V69L261 68H264V66L263 67H261L260 66V64L262 63L261 61H262V59L263 58H261V61L259 60V59H257L258 58V54H257V52L258 51H256V50H258L259 49V45H262V47L260 46V48H262V51L261 52H264L263 50H264V0H204L203 1ZM27 5V4H26ZM25 5V6H26ZM48 5V4H47ZM55 5V4H54ZM60 5V4H59ZM66 5H67V3H66ZM142 6L143 7V13H145L146 12V10H147V5H149V4H147L146 5V7L145 6ZM153 5V4H152ZM151 5V6H152ZM198 5H200V2L198 3ZM197 5V6H198ZM71 6V5H70ZM100 6V5H99ZM116 8H115V6H114V10L112 11V9H111V14H110V16H109V19L107 20L108 21V27H107V30H106V32H104V34H103V36H102V41H101V46L99 47V48H97V49H95V51H94V53L92 54L93 55V58L91 57V59H93V62L92 63H90L91 65H88V66H90V67H88L89 69H88V76H87V78L88 79H90L89 80V82L91 83V85H87V87L89 86V88H91L92 90V97H90L91 98V101H89V103L91 104L90 106V108L91 109H88V110H91V118H93V117H95L96 115H95V111L97 110V108L99 107V104H100V102H99V104H98V101H99V96L101 95H98L99 94V92H100V89H101V87L105 84V82L106 83H108V88H109V93H107V91H106V93L107 94H109V96H108V98H109V102L110 103H108L109 104V111H110V115H111V120H112V122H111V124H112V128H111V136H112V140H113V146H114V162H115V157H119L120 155L123 157V153H124V149H125V145H126V143L125 142H127L126 140H128L127 138V134L125 133V126L126 125H124V124H126L125 122H124V118H123V116H122V114L123 115H125L124 114V110H125V107H126V104L124 105L123 104V107H120V106H122L120 103L122 102L121 100V98H122V96H123V99H124V96H127V95H129L128 93H129V91L131 90V87H132V84H131V86H130V81L132 80L131 78L132 77H130V68L129 67H127V64L129 63L130 64V60H128L129 58H131L132 56H131V45L133 44H131V40L130 39H132L131 38V33L134 31V30H132L133 29V26L134 25H132L133 24V20L135 19H131L132 20V22H130V18H131V15H132V13H134V12H136V10H137V12H138V9L136 8V6L138 7V6H140V5H138V0H117L116 1ZM150 6V5H149ZM63 7V6H62ZM62 7H60V8H62ZM142 7H140L141 9H142ZM145 7V8H144ZM155 10L157 9V4L155 5ZM173 7V6H172ZM24 8H26V7H24ZM23 8V9H24ZM86 8V7H85ZM148 8H150V7H148ZM152 8V7H151ZM150 8V9H151ZM153 8H154V6H153ZM152 8V9H153ZM179 8V7H178ZM54 9H56V8H54ZM57 9H58V7H57ZM66 9V8H65ZM72 9V8H71ZM136 9V10H135ZM150 9H149V11H147V14L149 15L150 13H152V16H153V10H151L152 12H150ZM164 9V8H163ZM177 9V8H176ZM196 9V8H195ZM34 10V9H33ZM52 10V9H51ZM102 10V9H101ZM144 10H145V12H144ZM158 10V9H157ZM156 10V11H157ZM172 10V9H171ZM203 10V9H202ZM201 10V11H202ZM251 10V11H250ZM7 11V10H6ZM5 11V12H6ZM41 11V10H40ZM54 11V10H53ZM57 11V10H56ZM68 11V10H67ZM155 11V12H156ZM160 10H158V12H159ZM162 11V10H161ZM205 11V10H204ZM100 12V11H99ZM136 12V13H137ZM142 12L141 13H139V14H141L142 16H143V14H142ZM149 12V13H148ZM165 12V11H164ZM171 12V11H170ZM176 12V11H175ZM181 12V11H180ZM2 13H4L3 12V10H2ZM57 13V12H56ZM64 13V12H63ZM103 13V12H102ZM105 13V12H104ZM135 13V14H136ZM174 12L172 11V14H173ZM194 13H196V12H194ZM198 13H199V11H198ZM203 13V12H202ZM53 14V13H52ZM54 14H55V12H54ZM70 14V13H69ZM155 14V13H154ZM172 14L171 13H169L168 12V14H166L165 13V16L164 15H162L163 16V19H162V17H161V19L163 20V24H164V26H162L163 24H161V28L163 27V30L165 31L166 29H168V24H166V23H169V22H171L170 20L172 19V22H173V19L175 18V14H174V17L172 16ZM181 14V13H180ZM200 14V13H199ZM6 16V18H7V20H6V18H3V16ZM21 15H22V13H21ZM20 15V17H22ZM58 15V14H57ZM134 15V14H133ZM148 15H147V18H148ZM50 16V15H49ZM93 16V15H92ZM150 16V15H149ZM158 16V15H157ZM195 16V15H194ZM199 16V15H198ZM25 17V16H24ZM23 17V18H24ZM30 17V16H29ZM47 17V16H46ZM83 17V16H82ZM133 17H135V16H133ZM137 17V16H136ZM181 17H183V14H182V16ZM27 17H25V19H26ZM43 18H44V16H43ZM54 18V17H53ZM63 18V17H62ZM179 18V17H178ZM194 18V17H193ZM198 18V17H197ZM200 18H202V17H200ZM20 19H22V18H20ZM149 19V18H148ZM192 19V18H191ZM24 20V19H23ZM43 20V19H42ZM128 20H129V23H132V24H130V25H127V22H128ZM159 20V19H158ZM157 20V21H158ZM197 20V19H196ZM20 21V20H19ZM18 21V22H19ZM26 21V20H25ZM31 21H32V19H31ZM55 21V20H54ZM75 21V20H74ZM135 21V20H134ZM195 21V20H194ZM21 22H22V20H21ZM27 22V21H26ZM60 22V21H59ZM82 22V21H81ZM143 22V21H142ZM159 22V21H158ZM198 22V21H197ZM56 23V22H55ZM135 23V22H134ZM156 23V22H155ZM160 23H162L161 21H160ZM177 23V22H176ZM38 24V23H37ZM64 24V23H63ZM62 24V25H63ZM74 24V23H73ZM127 25L126 27H128V28H124V30L125 29H129V28H131L132 27V31L130 30V32L128 33V31L126 30V32H124V30H123V27H124V25ZM138 24V23H137ZM136 24V25H137ZM171 24L172 23H170V25L169 26H171ZM207 24H205V26H207ZM18 25H19V23H18ZM21 25V24H20ZM132 25V26H131ZM135 25V26H136ZM167 25V28L165 29L164 27ZM195 25H197V24H195ZM11 26V25H10ZM50 26V25H49ZM89 26V25H88ZM129 26H131V27H129ZM134 26V28H136ZM137 26H139V24L137 25ZM157 27H158V25H156ZM155 26V27H156ZM174 26V25H173ZM15 27V26H14ZM48 27V26H47ZM144 27V25L141 27V28H143ZM151 27V26H150ZM157 27H156V30H157ZM200 27V26H199ZM200 27V28H201ZM207 27V28H208ZM11 28V27H10ZM38 28V27H37ZM120 28H122V30L120 29ZM139 28V30L137 31V32H140V26L138 27ZM146 28V27H145ZM170 28V27H169ZM171 28H173L172 26H171ZM12 29V28H11ZM20 30H21V27L19 28ZM27 29V28H26ZM32 29H34V28H32ZM77 29H78V27H77ZM117 29H120L119 31L117 30ZM144 29V28H143ZM148 29V28H147ZM190 29V28H189ZM195 29V28H194ZM197 29V28H196ZM206 29V28H205ZM213 29V30H212ZM14 30V29H13ZM25 30V29H24ZM41 30V29H40ZM80 30V29H79ZM83 30V29H82ZM145 30V29H144ZM144 30L142 31L141 30V33H142V35H143V32H144ZM170 30V29H169ZM202 30V31H203ZM11 31V30H10ZM16 31V30H15ZM71 31V30H70ZM117 31H118V33L120 34V32L121 33H125L124 34V36H122L121 37V35H118V33H117ZM123 31V32H122ZM135 31V32H136ZM147 31V30H146ZM145 31V32H146ZM153 31H155V30H153ZM152 31V32H153ZM158 31H159V29H158ZM157 31V32H158ZM198 31V30H197ZM218 31V32H217ZM18 32V31H17ZM21 32V31H20ZM52 32V31H51ZM78 32V31H77ZM133 33V34H136V33ZM157 32H155V35H160V34H156ZM201 32V31H200ZM217 32V33H216ZM11 33V32H10ZM89 33V32H88ZM126 33H127V35L129 34L130 35V38L128 39V37H127V35H126ZM147 34L148 33H150V36H151V32L148 30L147 32H146ZM159 33V32H158ZM164 33V32H163ZM167 33V32H166ZM183 33V32H182ZM182 33H180L181 34V36H182ZM207 33V34H208ZM215 33V34H214ZM14 34V33H13ZM20 34V33H19ZM39 34V33H38ZM138 34V33H137ZM136 34V35H137ZM153 34H154V32H153ZM168 34V33H167ZM242 34H245V38H244V35H242ZM12 35V34H11ZM24 35V34H23ZM35 35V34H34ZM49 35V34H48ZM139 35H140V33L137 35L138 37H139ZM141 35V36H142ZM145 35L146 34H144L143 36L145 37ZM149 35V34H148ZM165 35V34H164ZM198 35V34H197ZM197 35H196V37H197ZM216 35V36H217ZM238 35H240V36H238ZM0 36V37H1ZM37 36V35H36ZM53 36V35H52ZM150 36H148V37H150ZM161 36L163 37V34H162V32H161ZM161 36H156V39L159 37V39H161L160 37ZM166 36V35H165ZM164 36V37H165ZM180 36V37H181ZM187 36V35H186ZM210 36V35H209ZM212 36H210V37H212ZM218 36V37H219ZM242 36H243V38L244 39H242ZM132 37H133V35H132ZM143 37V38H144ZM148 37H147V39H148ZM153 36H151V38H152ZM163 37V39L165 40V38ZM208 37V36H207ZM239 37L241 38V39H239ZM31 38V37H30ZM52 38V37H51ZM142 38V37H141ZM146 38V37H145ZM150 38V40H154V39H151ZM153 38H155V37H153ZM167 38H168V36H167ZM212 38V39H213ZM1 39H3L2 37H1ZM24 39V38H23ZM39 39V38H38ZM135 39V35H134V38L132 39V40H134ZM139 39H140V37H139ZM156 39H155V42H156ZM159 39H157V41L159 40ZM11 40V41H10ZM25 40V39H24ZM31 40H32V38H31ZM51 40V39H50ZM82 40H83V38H82ZM81 40V41H82ZM129 40H130V47H129ZM145 40V39H144ZM144 40H140V43H141V41L143 42ZM164 40H163V43H164ZM182 39H180V41H181ZM185 40V39H184ZM183 40V41H184ZM221 40V41H220ZM22 41V40H21ZM84 41H87L86 39H84ZM137 42V39L136 40H134V41H132V42ZM0 42H1V40H0ZM145 42V41H144ZM147 42L149 43V39L148 40H146V42H145V44L146 45H144V48H145V46H147L148 44H147ZM161 42H162V40H161ZM161 42H156V46H157V48H160V49H157L158 50V52H157V54H159L160 52L159 51H161L162 52V50H163V52L167 49V48H165V50H164V45H162V44H160V46L162 47V50H161V47H158L159 45H157V43H161ZM193 42V41H192ZM213 42V43H214ZM3 43V42H2ZM10 43V44H9ZM20 43V42H19ZM40 43V42H39ZM87 43V42H86ZM140 43H138V46H136L135 48L137 49L138 47H140L139 45H141ZM180 43V42H179ZM198 43H199V40H198ZM212 43V41H210V44ZM212 43V44H213ZM215 43V44H216ZM21 44V43H20ZM76 44V43H75ZM94 44V43H93ZM136 44V43H135ZM150 44V43H149ZM185 44H186V42H185ZM191 44H193V43H191ZM201 44V43H200ZM255 44H256V46H258V47H255L256 48V50L254 51L253 50V47L255 46ZM217 45V44H216ZM216 45H215V48H216ZM18 46H19V44H18ZM47 46V45H46ZM78 46V45H77ZM135 45H133V47H134ZM143 46V45H142ZM141 46V47H142ZM150 45H148V47H149ZM175 46V45H174ZM219 46V45H218ZM3 47V46H2ZM23 47V46H22ZM95 47V46H94ZM151 47V46H150ZM149 47V48H150ZM198 48L199 47H201V45L200 46H197ZM196 47V48H197ZM204 47V46H203ZM3 48V51L5 50ZM7 48H6V50L4 51V56H5V54L7 53L6 51H7ZM28 48V47H27ZM59 48V47H58ZM131 48V49H130ZM143 48V47H142ZM152 48V47H151ZM150 48V49H151ZM185 48V47H184ZM219 48L220 47H218V48H216L218 51V53H220L219 51ZM15 49V48H14ZM77 49V48H76ZM141 49V48H140ZM146 50H147V48H145ZM150 49H148V50H150ZM205 49V48H204ZM203 49V50H204ZM215 49V50H216ZM12 50H13V48H12ZM133 50H135L134 48H133ZM132 50V51H133ZM138 50V49H137ZM143 49H141V51H142ZM145 50V53L144 54H148L147 53V51ZM156 50V51H157ZM170 50V49H169ZM172 50V49H171ZM27 51V50H26ZM29 51V50H28ZM141 51H135V53L137 52V54H138V52H139V54L138 55H140V52ZM150 51H152V50H150ZM197 51V50H196ZM260 51V50H259ZM1 52H2V50H1ZM0 52V53H1ZM19 52V51H18ZM163 52H162V54H163ZM216 51H214V53H215ZM229 52H230V54H232V55H230L229 54ZM26 53H29V52H26ZM149 53H151V52H149ZM188 53V52H187ZM192 53V52H191ZM198 53H199V50H198ZM202 53V52H201ZM201 53H200V57L202 56L201 55ZM218 53H215L214 54V56H216V54H218ZM260 53V52H259ZM30 54V53H29ZM43 54V53H42ZM76 54V53H75ZM90 54V53H89ZM136 54V55H137ZM141 54H143V53H141ZM143 54V55H144ZM152 54V53H151ZM157 54H154V55H156V56H158V57H156V59L157 58H159V55H157ZM171 54V53H170ZM261 54V53H260ZM3 55H1L2 57H3ZM7 55H9V54H7ZM28 55V54H27ZM82 55V54H81ZM87 55V54H86ZM132 55H133V52H132ZM136 55H134L133 57H135ZM149 55V54H148ZM172 55V54H171ZM263 53H262V57H263ZM11 56V55H10ZM131 56V57H130ZM147 56V55H146ZM206 56V55H205ZM204 56V57H205ZM25 57H29V56H25ZM42 57V56H41ZM44 57V56H43ZM132 57V58H133ZM150 57V59L152 60L153 58H155V57H153V55L152 56H148L147 58H149ZM153 57V58H152ZM199 57V56H198ZM231 57V58H232ZM5 58H7V56L5 57ZM139 58V57H138ZM144 58H145V55H144ZM208 55H207V59H204V60H202V61H207L208 60ZM232 58V59H233ZM1 59V58H0ZM26 59V58H25ZM24 59V60H25ZM150 59H148V60H150ZM194 59V58H193ZM231 59V60H232ZM23 60V61H24ZM28 60H29V58H28ZM88 60H90V59H88ZM150 60V61H151ZM19 61V60H18ZM26 61V60H25ZM24 61V62H25ZM35 61V60H34ZM39 61V60H38ZM146 61H147V59H146ZM145 61V62H146ZM153 61H154V59H153ZM201 61V62H202ZM206 61L204 62V63H206ZM258 61H260L261 63H258ZM263 61H264V59H263ZM60 62V61H59ZM62 62V61H61ZM88 62V61H87ZM208 62V61H207ZM220 62V64H222ZM231 62H233V63H231ZM39 63V62H38ZM34 64L35 66H38V68H39V64H41V63H39V64ZM82 63V62H81ZM89 63V62H88ZM155 63V62H154ZM1 64H2V62H1ZM1 64H0V68L2 69V66H1ZM29 64V63H28ZM47 64V63H46ZM58 64H61V63H58ZM143 64V63H142ZM146 64V63H145ZM181 64V63H180ZM202 64V63H201ZM214 64V65H215ZM228 64H230V65H228ZM242 64H244V66L246 67V69H245V67H244V72L243 73H245L246 72V70H247V72H248V74L247 75H249L248 77H244V81H242V80H240L241 78H243V77H241V76H243V75H241L242 74V72L240 71V68H241V65ZM22 65H24V64H22ZM21 65V66H22ZM42 65V64H41ZM40 65V66H41ZM56 65H57V63H56ZM65 65V64H64ZM203 65H207V64H203ZM262 65V64H261ZM263 65H264V63H263ZM6 66V65H5ZM18 66H20V64L18 65ZM58 66H61V65H58ZM129 66H131V64L129 65ZM140 66V65H139ZM146 66V65H145ZM172 66V65H171ZM199 66V65H198ZM202 66V65H201ZM29 67V66H28ZM62 67V66H61ZM64 67V66H63ZM84 67V69H86L85 67H87V66H83ZM82 67V68H83ZM228 67V68H227ZM242 67H243V65H242ZM34 68H36V67H34ZM53 68V67H52ZM129 68V69H128ZM173 68V67H172ZM199 68V67H198ZM214 68H215V66H214ZM4 69V68H3ZM3 69H2V71H3ZM7 69V68H6ZM22 70L24 69L25 70V66H24V68H21ZM62 69V68H61ZM84 69H82V71L84 70ZM132 69H134V68H132ZM152 69V68H151ZM169 69V68H168ZM200 69V68H199ZM222 69V68H221ZM21 70V72H23ZM38 70V69H37ZM56 70H57V72H58V70L59 69H57V66H56ZM150 70V69H149ZM157 70V69H156ZM264 70V69H263ZM26 71V70H25ZM43 71V70H42ZM51 71V70H50ZM86 71V70H85ZM130 71V72H129ZM164 71V70H163ZM172 71V70H171ZM179 71V70H178ZM196 71V70H195ZM216 71V70H215ZM18 72V71H17ZM133 72H135V71H133L132 70V74H131V76L133 75ZM181 72V71H180ZM241 72V73H240ZM2 73L3 72H0V77L2 76ZM25 73V72H24ZM51 73H52V71H51ZM55 73V72H54ZM127 73H129V77L127 76V77H125V76H123L124 74H127ZM139 73V72H138ZM193 73H194V71H193ZM192 73V74H193ZM203 73L204 72H202V74H201V71H200V74L201 75H203ZM226 73V74H227ZM23 74V73H22ZM47 74V73H46ZM50 74V73H49ZM48 74V75H49ZM136 74V73H135ZM147 74V73H146ZM195 74V73H194ZM196 74H198V72L196 73ZM205 74H207L206 72H205ZM264 74V73H263ZM262 74V75H263ZM5 75V74H4ZM52 75V74H51ZM87 75V74H86ZM85 75V76H86ZM103 75H106L107 77H105L104 79L106 80V81H104V84L103 85H100V83H102L103 81H100V83H99V87H100V89H99V87H98V89L96 88V81L98 80V79H100L101 77H104ZM140 75H142V74H140ZM151 75V74H150ZM162 75H163V73H162ZM164 75H166V73L164 74ZM172 75V74H171ZM178 75V74H177ZM259 75V76H258ZM9 76V75H8ZM27 76V75H26ZM84 76V77H85ZM204 76V75H203ZM214 76H218L217 74L215 75V73H214ZM223 76H221V78L223 77ZM3 77V76H2ZM2 77L0 78V82H2L4 79H2ZM24 77H25V75H24ZM31 77V76H30ZM29 77V78H30ZM48 77V76H47ZM125 77V78H124ZM137 77V76H136ZM168 77V76H167ZM184 77V76H183ZM196 77V76H195ZM207 77V75L205 76V78ZM220 77V76H219ZM250 77V78H249ZM264 77V76H263ZM15 78V77H14ZM23 78V77H22ZM86 78V77H85ZM108 79V81H107V79ZM143 78V77H142ZM162 78V77H161ZM203 78V77H202ZM240 78V79H239ZM249 78V79H248ZM27 79V78H26ZM131 79V80H130ZM140 79V78H139ZM173 79V78H172ZM217 80H219L218 78H216ZM223 79H225V78H223ZM245 79H248V80H246L245 81ZM8 80V79H7ZM85 80V79H84ZM100 80H103V79H100ZM147 80V79H146ZM178 80V79H177ZM201 80V79H200ZM203 80V79H202ZM217 80H216V82H214L215 84H217L218 82H217ZM241 82L242 81V83L244 82V85L243 86H241L240 84L239 85H237L236 83H238L239 81ZM23 81V80H22ZM28 81V80H27ZM30 81V80H29ZM56 81V80H55ZM86 81V80H85ZM99 81V80H98ZM155 81V80H154ZM180 81V80H179ZM205 81H206V84L208 83V81L205 79ZM223 80H221V83H218L217 85H221V84H223V82H222ZM9 82V81H8ZM15 82V81H14ZM25 82V81H24ZM33 82H34V80H33ZM50 82V81H49ZM73 82V81H72ZM72 82L70 81V83L72 84ZM88 81H87V83H89ZM134 82V81H133ZM136 82H138V80L136 81ZM135 82V83H136ZM140 82V81H139ZM165 82V81H164ZM203 82L204 81H202V84L200 83V85L201 86H203ZM212 82V84H211V81H210V85H213L214 83ZM29 83V82H28ZM83 83H85V82H83ZM87 83H85V84H87ZM131 83H132V81H131ZM166 83V82H165ZM168 83V82H167ZM180 83H182V82H180ZM262 83V84H261ZM4 84V82L3 83H1V86ZM14 84V83H13ZM27 84V83H26ZM70 84V85H71ZM85 84H82V86L83 85H85ZM97 84H98V82H97ZM137 84V83H136ZM139 84V83H138ZM149 84V83H148ZM153 84V83H152ZM199 84V83H198ZM205 84V85H206ZM208 84V85H209ZM236 84V85H235ZM73 85V84H72ZM72 85H71V87H72ZM144 85V84H143ZM175 85V84H174ZM209 85V86H210ZM219 85V86H220ZM232 85H234V86H232ZM12 86V85H11ZM86 86V85H85ZM91 86V87H90ZM98 86V85H97ZM141 86V85H140ZM166 86V85H165ZM170 86V85H169ZM186 86V85H185ZM200 86V87H201ZM209 86H207V87H209ZM215 85H213V87H214ZM222 86V85H221ZM220 86V88H222ZM231 86V87H230ZM8 87V86H7ZM105 87V86H104ZM146 87V86H145ZM159 87V86H158ZM157 87V88H158ZM183 87V86H182ZM206 87V86H205ZM212 86H210V88H211ZM212 87V88H213ZM227 87H230V88H227ZM264 87V86H263ZM10 88V87H9ZM68 88V87H67ZM70 88V87H69ZM82 88H84V90H85V88L86 87H82ZM81 88V89H82ZM137 88V87H136ZM135 88V89H136ZM138 88H140V87H138ZM147 88H149V87H147ZM156 88V89H157ZM163 88H164V86H163ZM168 88V87H167ZM170 88V87H169ZM176 88V87H175ZM195 88V87H194ZM204 88V87H203ZM202 88V89H203ZM215 88V87H214ZM216 88H218V86L216 87ZM219 88V89H220ZM18 89V88H17ZM74 89V88H73ZM141 89V88H140ZM151 89H152V87H151ZM174 89V88H173ZM181 89V88H180ZM200 89V88H199ZM70 90V89H69ZM83 90V89H82ZM90 90V89H89ZM97 90L99 91V92H97ZM148 90V89H147ZM150 90V89H149ZM178 90V89H177ZM190 90H192V89H190ZM221 91L220 92H222V89H220ZM223 90V91H224ZM225 91V92H222V94H226V96L228 95L227 93L229 92V91ZM71 91V90H70ZM87 91V90H86ZM103 91H105V90H103ZM138 91V90H137ZM136 91V92H137ZM152 91V90H151ZM172 91V90H171ZM192 91H196V89L194 90H192ZM202 91H205V90H202ZM260 91V92H259ZM1 92V91H0ZM81 92V91H80ZM169 92V91H168ZM227 92V93H226ZM18 93V92H17ZM139 93V92H138ZM206 93V92H205ZM262 93V94H261ZM8 94V93H7ZM87 94H89V93H87ZM90 94H91V92H90ZM149 94V93H148ZM158 94V93H157ZM178 94V93H177ZM183 94V93H182ZM225 94H224V97L227 99V97L225 96ZM1 95L2 94H0V97H1ZM4 95V94H3ZM27 95V94H26ZM56 95V94H55ZM70 95V93L68 94V96ZM135 95V94H134ZM176 94H174V96H175ZM192 95V94H191ZM208 95V94H207ZM206 95V96H207ZM228 95V96H229ZM236 95V96H235ZM80 96V95H79ZM89 96H91V95H89ZM106 96V95H105ZM171 96V95H170ZM181 96V95H180ZM43 97V96H42ZM72 97V96H71ZM111 97V98H110ZM127 97H129V96H127ZM127 97H126V100H127ZM177 97V96H176ZM185 97V96H184ZM202 97V96H201ZM230 97V96H229ZM261 97V96H260ZM262 97H263V95H262ZM4 98V97H3ZM33 98V97H32ZM70 98V97H69ZM75 98V97H74ZM74 98H73V100H74ZM89 98V99H90ZM140 98V97H139ZM150 98H152V97H150ZM154 98V97H153ZM164 98V97H163ZM171 98V97H170ZM173 98V97H172ZM180 98V97H179ZM179 98H177L178 100H179ZM203 98H205V96L203 97ZM231 98V97H230ZM230 98H228L227 100H230ZM244 98V99H243ZM58 99V98H57ZM76 99V98H75ZM166 99V98H165ZM185 99V98H184ZM242 99H243V101H242ZM248 99V98H247ZM250 99V98H249ZM263 99V98H262ZM1 100V99H0ZM70 100L72 101V99L70 98ZM77 100V99H76ZM76 100H74L75 101V103L77 104V101ZM119 100H120V102H119ZM168 100H170V99H168ZM2 101V100H1ZM6 101V100H5ZM33 101V100H32ZM73 101V102H74ZM100 101H101V96H100ZM106 101V100H105ZM150 101V100H149ZM36 102V101H35ZM107 102V101H106ZM105 102V103H106ZM125 102V101H124ZM123 102V103H124ZM135 102V101H134ZM170 102V101H169ZM172 102V101H171ZM170 102V103H171ZM180 102V101H179ZM208 102V101H207ZM217 102V101H216ZM256 102V101H255ZM11 103V102H10ZM72 103V102H71ZM79 103V102H78ZM126 103H129V102H126ZM173 103V102H172ZM178 103V102H177ZM176 103V104H177ZM181 103V102H180ZM209 103V102H208ZM227 103V104H228ZM236 103V104H235ZM33 104V103H32ZM74 103H72V105H73ZM80 105H79V107L80 106H82V104L81 103H79ZM86 104V103H85ZM96 104H98V106H96ZM132 104H133V102H132ZM71 105V104H70ZM174 105H175V103H174ZM206 105H208V104H206ZM245 105V104H244ZM3 106V105H2ZM43 106V105H42ZM48 106V105H47ZM50 106V105H49ZM52 106V105H51ZM75 106V105H74ZM106 106V105H105ZM105 106H104V109H106L105 108ZM125 106V107H124ZM134 106V105H133ZM132 106V107H133ZM140 106V105H139ZM151 106H153V105H151ZM166 106V105H165ZM184 106V105H183ZM211 106V105H210ZM209 106V107H210ZM4 107V106H3ZM67 107V106H66ZM78 107V108H79ZM97 107V108H96ZM130 107V106H129ZM136 107V106H135ZM135 107L133 108V109H135ZM178 107V106H177ZM216 108L218 107L217 105L215 106ZM239 107H241V106H238L237 107V105H236V107L234 108V109H239ZM33 108V107H32ZM41 108V107H40ZM77 108V107H76ZM89 108V107H88ZM174 108V107H173ZM172 108V109H173ZM211 108V107H210ZM220 108H222V107H220ZM232 108H230L229 110H231ZM41 109H43V108H41ZM74 109H75V107H74ZM81 109V108H80ZM85 109V108H84ZM96 109V110H95ZM167 109H168V107H167ZM180 109H181V107H180ZM183 109V108H182ZM227 109V108H226ZM236 109V110H237ZM262 108L260 107V110H261ZM34 110V109H33ZM37 110V109H36ZM108 110V109H107ZM169 110V109H168ZM176 110V109H175ZM174 110V111H175ZM186 110V109H185ZM212 109H210L209 111H211ZM233 110V109H232ZM232 110H231V112L228 114H225L224 115V121H225V123L224 124H221V126H219L218 124V122H217V125L216 124H214L215 123V121H213L214 123H213V125H216L215 127H214V129H211V130H213V135H211V136H220L222 133H226V131L228 130V129H232L233 128V126L235 125L234 124V122H233V120L235 121V117H237V115H235L236 113H238V112H236V110H234L235 112H232ZM255 110H256V108H255ZM258 110L259 109H257L256 111H257V113H258ZM12 111V110H11ZM23 111V110H22ZM44 111V110H43ZM80 111V110H79ZM109 111H107V112H109ZM129 111V110H128ZM173 111V112H174ZM178 111V110H177ZM187 111V110H186ZM191 111V110H190ZM237 111H239V110H237ZM256 111H253L254 113L256 112ZM69 112V111H68ZM77 112V111H76ZM97 112V111H96ZM99 112V111H98ZM130 112V111H129ZM133 112H135V111H132V114H133ZM194 112H195V110H194ZM261 112V111H260ZM262 112H263V109H262ZM13 113V112H12ZM74 113V112H73ZM80 113V112H79ZM100 113V112H99ZM144 113H145V111H144ZM147 113V112H146ZM176 113V112H175ZM185 113V112H184ZM253 113V114H254ZM256 113V114H257ZM7 114V115H6ZM6 114H3V115H6L7 117H8V112L6 113ZM66 114V113H65ZM64 114V115H65ZM71 114V113H70ZM70 114H68L67 113V117L68 118H70L69 117V115ZM127 114V113H126ZM136 113H134V115H135ZM22 115V114H21ZM98 115V114H97ZM103 115V114H102ZM110 115H109V119H110ZM142 115V114H141ZM147 115H150L149 113L147 114ZM156 115V114H155ZM161 115V114H160ZM167 115V114H166ZM169 115V114H168ZM210 115H213L212 117H214L215 118V113L214 114H210ZM258 115V114H257ZM14 116V115H13ZM30 116V115H29ZM40 116V115H39ZM126 116V115H125ZM138 116V115H137ZM188 116V115H187ZM254 116V115H253ZM72 117V116H71ZM74 117V116H73ZM97 117V116H96ZM145 117V116H144ZM180 117V116H179ZM255 117V116H254ZM258 116H256V118H257ZM27 118V117H26ZM36 118V117H35ZM65 118V117H64ZM123 118V119H122ZM132 118V117H131ZM148 118V117H147ZM264 118V117H263ZM4 119H5V117H4ZM18 119H19V117H18ZM21 119V118H20ZM95 119V118H94ZM93 119V120H94ZM127 119V118H126ZM150 119V118H149ZM181 119V118H180ZM192 119V118H191ZM190 119V120H191ZM216 119H217V117H216ZM254 119V118H253ZM259 119V118H258ZM9 120V119H8ZM23 120V119H22ZM22 120L21 121H18V122H20L19 124L21 125V124H23L22 123ZM59 120V119H58ZM67 120V119H66ZM69 121H70V119H68ZM78 120H80V119H78ZM110 120V121H111ZM175 120V119H174ZM219 120V119H218ZM255 120H257V119H255ZM6 121V120H5ZM5 121L3 122V123H5ZM16 121H17V119H16ZM15 121V122H16ZM26 121V120H25ZM69 121H66V122H68L69 123ZM92 121V120H91ZM135 121V120H134ZM177 121V120H176ZM180 121V120H179ZM185 121V120H184ZM252 121V120H251ZM254 121V120H253ZM258 121V120H257ZM46 122V121H45ZM64 122H65V120H64ZM87 122V121H86ZM129 122H131V121H129ZM168 122H170L171 123V121H167V123ZM175 122V121H174ZM173 122V123H174ZM194 122V121H193ZM260 122V121H259ZM264 122V121H263ZM17 123V122H16ZM30 122H28L27 123V125L29 124ZM78 123V122H77ZM92 123V122H91ZM131 123H133L132 124V126L134 125V122H131ZM136 123H138V122H136ZM144 123V122H143ZM166 123V124H167ZM176 123V122H175ZM183 123V122H182ZM250 123V122H249ZM248 123V124H249ZM253 123V122H252ZM251 123V124H252ZM258 123V122H257ZM257 123L255 122V123H253V125H255L254 127L256 128V125H257ZM18 124V123H17ZM32 124V123H31ZM48 124V123H47ZM66 124V123H65ZM81 124V123H80ZM139 124V123H138ZM141 124H142V122H141ZM147 124V123H146ZM236 124H238V123H236ZM250 124V125H251ZM259 124V127L262 129V127L260 126V123H258ZM10 125V124H9ZM26 125V124H25ZM33 125V124H32ZM31 125V126H32ZM39 125V124H38ZM51 125V124H50ZM76 125V124H75ZM91 125V124H90ZM90 125H88V127L90 126ZM172 125V124H171ZM177 125V124H176ZM185 125V124H184ZM212 124H210V126H211ZM239 125V124H238ZM253 125H252V127H253ZM35 126H37V124L35 125ZM43 126V125H42ZM52 126H53V124H52ZM64 126V125H63ZM65 126H67V125H65ZM64 126V127H65ZM132 126H128V127H132ZM142 126H144V124L142 125ZM237 125H235V127H236ZM263 126V125H262ZM2 127V126H1ZM15 128H16V126H14ZM20 127V126H19ZM18 127V128H19ZM29 127H30V125H29ZM38 127H40V126H38ZM47 127V126H46ZM50 127V126H49ZM58 127V126H57ZM97 127V126H96ZM109 127V126H108ZM128 127H126V128H128ZM145 127V126H144ZM150 127V126H149ZM153 127V126H152ZM157 127V126H156ZM167 128H165L164 127V129L166 130L165 132H167V129H168V126H166ZM238 127H240V126H238ZM238 127L235 129V131L234 130H231L232 132L234 131V133H236V131L238 130ZM16 129V131H14L13 132V134L12 135H14V136H20V132H21V134H23V136H26V134L27 135H29V136H37L36 135V129H34L33 127L31 128H29L28 129V131H26V129L24 130V129H22L21 128V130L20 129ZM24 128H25V126H24ZM36 128V127H35ZM62 128V127H61ZM72 128V127H71ZM77 128V127H76ZM136 128V127H135ZM141 128H143V127H141ZM146 128H147V125H146ZM174 128V127H173ZM176 128V127H175ZM202 128V127H201ZM212 128V127H211ZM250 128V127H249ZM249 128H248V130H249ZM3 129V128H2ZM38 129V128H37ZM40 129V128H39ZM68 129V128H67ZM90 129H91V126H90ZM129 129V128H128ZM127 129V131H129ZM131 129H133V127L131 128ZM161 129V128H160ZM234 129V128H233ZM1 130V129H0ZM15 130V129H14ZM42 130V129H41ZM89 130V129H88ZM190 130V129H189ZM197 130V129H196ZM256 130H257V128H256ZM13 131V130H12ZM40 131V130H39ZM63 131H65V128H64V130ZM97 131V130H96ZM134 131V130H133ZM140 131H142V129L140 130ZM139 131V132H140ZM188 131V130H187ZM229 131V130H228ZM231 131H229L230 133H232ZM258 131V130H257ZM257 131H253V133L251 134V136H253V134H254V136L255 137H258L259 135L257 134ZM262 131V130H261ZM260 131V132H261ZM60 132V131H59ZM80 132V131H79ZM92 132V131H91ZM132 132V131H131ZM160 132V131H159ZM164 132V133H165ZM212 132V131H211ZM259 132V131H258ZM4 133V132H3ZM39 133H41V132H39ZM38 133V134H39ZM48 133V132H47ZM55 133H56V131H55ZM136 133V132H135ZM134 133V134H135ZM168 133V132H167ZM67 134V133H66ZM73 134V133H72ZM132 134H133V132H132ZM138 134V133H137ZM142 134V133H141ZM166 134V133H165ZM165 134H163L164 135V137H166L167 138V135L165 136ZM181 134V133H180ZM196 134V133H195ZM204 134V133H203ZM262 134V133H261ZM3 135V134H2ZM49 135V134H48ZM61 135V134H60ZM65 135V134H64ZM109 135V136H110ZM258 135V136H257ZM22 136V135H21ZM20 136V137H21ZM80 136V135H79ZM129 136V135H128ZM178 136V135H177ZM197 136V135H196ZM262 136V135H261ZM38 137V136H37ZM66 137V136H65ZM71 137V136H70ZM74 137V136H73ZM137 137H138V135H137ZM140 137V136H139ZM160 137V136H159ZM163 136L161 137V139H163L164 138ZM206 137V136H205ZM2 138V137H1ZM59 138V137H58ZM62 138V137H61ZM88 138V137H87ZM132 138H134V140H135V137H132ZM193 138V137H192ZM259 138V137H258ZM21 139V138H20ZM20 139H19V141H20ZM30 139V138H29ZM38 139V138H37ZM44 139V138H43ZM47 139V138H46ZM49 139V138H48ZM140 140H141V138H139ZM250 139V138H249ZM5 140H7V139H5ZM57 140V139H56ZM68 140V139H67ZM75 140V139H74ZM131 139L129 138V141H130ZM138 140V139H137ZM136 140V141H137ZM140 140H138V141H140ZM164 140V139H163ZM163 140H162V142H163ZM166 140V139H165ZM172 140H173V138H172ZM37 141V140H36ZM42 141V140H41ZM49 141V140H48ZM54 141V140H53ZM65 141V140H64ZM82 141V140H81ZM135 141V142H136ZM259 141V140H258ZM22 142V141H21ZM27 142H30V141H27ZM32 142V141H31ZM40 142V141H39ZM61 142V141H60ZM66 142V141H65ZM166 142V141H165ZM178 142V141H177ZM180 142V141H179ZM7 143V142H6ZM5 143V144H6ZM12 143V142H11ZM58 144V146H59V140H58V142H57ZM89 143V142H88ZM94 143V142H93ZM106 143V142H105ZM108 143H110V141L108 142ZM141 143V142H140ZM176 143V142H175ZM212 143V146L214 145V142L212 141L211 142ZM259 143V142H258ZM26 144H28V143H26ZM64 144V143H63ZM70 144V143H69ZM68 144V145H69ZM80 144V143H79ZM85 144V143H84ZM87 144V143H86ZM127 144H128V142H127ZM132 144V143H131ZM142 144V143H141ZM162 143H161V141H160V145H161ZM164 144V143H163ZM48 145H49V143H48ZM65 145H67V144H65ZM68 145L66 146V147H68ZM71 145V144H70ZM95 145V144H94ZM109 145V144H108ZM129 145V144H128ZM128 145H126V146H128ZM143 145V144H142ZM166 145H167V147H169L168 146V144L166 143ZM205 145V144H204ZM249 145V144H248ZM28 146H29V144H28ZM30 146H31V144H30ZM29 146V147H30ZM64 146V145H63ZM136 146V145H135ZM157 146H159V145H157ZM173 146V145H172ZM171 146V147H172ZM192 146V145H191ZM212 146H211V148H212ZM4 147V146H3ZM17 147V146H16ZM29 147H26V148H29ZM32 147V146H31ZM65 147V148H66ZM70 147H72V146H70ZM85 147V146H84ZM83 147V148H84ZM97 147V146H96ZM100 147V146H99ZM12 148H14V147H12ZM59 148H61V145H60V147ZM94 148V147H93ZM130 148V147H129ZM132 148V147H131ZM137 148H139V147H137ZM192 148V147H191ZM190 148V149H191ZM253 148V147H252ZM16 149V148H15ZM40 149V148H39ZM57 149V148H56ZM64 149V148H63ZM71 149V148H70ZM75 149V148H74ZM91 149V148H90ZM89 149V150H90ZM100 149V148H99ZM106 149V148H105ZM132 149H134V148H132ZM131 149V150H132ZM142 149V148H141ZM189 149V150H190ZM48 150V149H47ZM46 150V151H47ZM58 150V149H57ZM85 150H86V148H85ZM129 150V149H128ZM157 150V149H156ZM180 150V149H179ZM194 150V149H193ZM201 150V149H200ZM254 150V149H253ZM24 151V150H23ZM26 151V150H25ZM43 151H45V150H43ZM70 151V150H69ZM92 151H93V149H92ZM97 151V150H96ZM96 151H95V153H96ZM111 151V150H110ZM125 151H126V149H125ZM133 151V150H132ZM135 151H137V150H135ZM139 151V150H138ZM158 151V150H157ZM167 151V150H166ZM170 151V150H169ZM204 151V150H203ZM251 151V150H250ZM11 153H12V151H10ZM59 152V151H58ZM66 152H68V151H66ZM153 152H155V151H153ZM163 152V151H162ZM188 152V151H187ZM259 152V151H258ZM18 153V152H17ZM25 153V152H24ZM23 153V154H24ZM52 153V152H51ZM65 153V152H64ZM78 153V152H77ZM76 153V154H77ZM89 153V152H88ZM53 154V153H52ZM154 154V153H153ZM158 154V153H157ZM223 154V153H222ZM54 155V154H53ZM64 155V154H63ZM111 155V154H110ZM129 155V154H128ZM208 155H209V153H208ZM4 156V155H3ZM22 156V155H21ZM44 156V155H43ZM45 156H46V154H45ZM120 156V157H121ZM133 156V155H132ZM138 156V155H137ZM150 156V155H149ZM161 156H163V155H161ZM160 156V157H161ZM180 156V155H179ZM194 156V155H193ZM207 156V155H206ZM15 157V156H14ZM16 157H18V155H16ZM20 157V156H19ZM18 157V158H19ZM31 157V156H30ZM34 157V156H33ZM42 157V156H41ZM40 157V158H41ZM54 157H56L57 158V156H55L54 155ZM72 157V156H71ZM85 157V156H84ZM89 157V156H88ZM125 157V156H124ZM136 157V156H135ZM155 157V156H154ZM153 157V158H154ZM192 157V156H191ZM210 157V156H209ZM216 157V156H215ZM5 158H6V156H5ZM52 158H53V156H52ZM80 158V160L78 161L77 160V162L75 163V164H72V168L73 169H71L72 171H74L75 173L79 170V173H82V171H81V169H79L80 167H82V165H84V166H86L85 164L87 163V162H89V161H86V163L84 162V160H83V153H82V155H81V157H79ZM129 158H131V156L129 157ZM175 158V157H174ZM182 158V157H181ZM181 158H179V159H181ZM211 158H212V156H211ZM1 159V158H0ZM11 159V158H10ZM50 159H51V156H50ZM88 159V158H87ZM86 159V160H87ZM92 159V158H91ZM100 159V158H99ZM113 159H112V161L111 162H113ZM133 159V158H132ZM158 159V158H157ZM163 159V158H162ZM188 159V158H187ZM199 159V158H198ZM6 160H7V158H6ZM9 160V159H8ZM16 160V159H15ZM25 160V159H24ZM32 160V159H31ZM30 160V161H31ZM36 160V159H35ZM42 160V159H41ZM41 160L40 161H38V163L39 162H41ZM54 160V159H53ZM52 160V161H53ZM66 160V159H65ZM98 160V159H97ZM105 160V159H104ZM125 160V159H124ZM147 160V159H146ZM190 160V159H189ZM193 160V159H192ZM214 159L212 158V160H210V158H208V160H207V162H206V164L207 165H211L210 163H212V161H213ZM18 161H19V159H18ZM60 161H62V160H60ZM71 161V160H70ZM73 161V160H72ZM80 161H82L81 162V164L79 163ZM127 161V160H126ZM134 161V160H133ZM162 161V160H161ZM167 161V160H166ZM169 161H170V159H169ZM173 161H175V160H173ZM188 161V160H187ZM3 162H5V161H3ZM9 162H10V160H9ZM20 162H22V161H20ZM26 162H27V159H26ZM25 162V163H26ZM35 162V161H34ZM59 162V161H58ZM85 164H84V163ZM92 162V161H91ZM131 162V161H130ZM165 162V161H164ZM180 162V161H179ZM228 162V161H227ZM10 163H12L13 164V162H10ZM25 163H23L22 165H24ZM28 163V162H27ZM37 163V162H36ZM52 164H54V162H51ZM56 163V162H55ZM63 163V162H62ZM66 163V162H65ZM74 163V162H73ZM83 163V164H82ZM99 163V162H98ZM119 163V162H118ZM127 163H129V162H127ZM15 164V163H14ZM64 164V163H63ZM63 164H62V167H61V169L62 170H64L63 169ZM88 164V163H87ZM132 164V163H131ZM142 164V163H141ZM149 164V163H148ZM152 164V163H151ZM165 164H168V163H165ZM25 165H27V164H25ZM36 166L38 165V164H35ZM51 165V164H50ZM58 165V164H57ZM59 165H61V163L59 164ZM126 165V164H125ZM186 165V164H185ZM16 166V165H15ZM34 166V165H33ZM35 166V167H36ZM49 166V165H48ZM112 166H114V164L113 165H111V169H113L112 168ZM148 166V165H147ZM179 166V165H178ZM1 167V166H0ZM10 167V166H9ZM13 167V166H12ZM11 167V168H12ZM29 167V166H28ZM31 167H32V165H31ZM65 167V166H64ZM67 168H68V171L70 170L69 169V167L68 166H66ZM91 167H93V165L91 164ZM101 167V166H100ZM103 167V166H102ZM127 167V166H126ZM129 167V166H128ZM5 168V167H4ZM3 168V169H4ZM36 168H39V167H36ZM56 168V167H55ZM59 168V167H58ZM90 168V167H89ZM94 168V167H93ZM97 168V167H96ZM104 168V167H103ZM110 168H108L107 170H106V173L104 174V176L101 178V180H100V187L102 188V189H106V187L109 185V182H110V180L108 179V177H109V173H110ZM119 168V167H118ZM151 168V167H150ZM155 168V167H154ZM176 168V167H175ZM16 169V168H15ZM22 169H24V168H22ZM40 169V168H39ZM50 169V168H49ZM82 169H84L83 167H82ZM110 169V170H109ZM129 169V168H128ZM195 169V168H194ZM208 169V168H207ZM207 169H203V171H201L200 172V183H199V181L197 182V183H199V184H201L202 185V192L203 193H201V195H202V198H201V195L200 194H198L199 196H200V202H198L197 204L198 205H200L199 206V211L201 212V210L200 209H202V211H204V208L205 207H202V205L205 203V202H209L210 203V201H212L213 199V197L210 195V191L209 190H207V188H209V185L214 181L215 182V179L214 178H216L215 176H213L212 175V173H211V171L210 170H207ZM1 170V169H0ZM13 170V169H12ZM36 170V169H35ZM34 170V171H35ZM51 170H52V168H51ZM66 170V169H65ZM64 170V171H65ZM90 170H92V169H90ZM101 170V169H100ZM114 170H115V168H114ZM124 170V169H123ZM142 170V169H141ZM16 171V170H15ZM31 171V170H30ZM32 171H33V169H32ZM31 171V172H32ZM40 171H43V170H41L40 169ZM68 171H66V173L68 172ZM87 171V170H86ZM85 171V172H86ZM95 171V170H94ZM144 171V170H143ZM168 171V170H167ZM6 172V171H5ZM14 172V171H13ZM26 172V171H25ZM27 172H29V170L27 171ZM39 172V171H38ZM52 172V171H51ZM70 172V171H69ZM89 172V171H88ZM112 172V171H111ZM133 172V171H132ZM148 172V171H147ZM146 172V173H147ZM154 172V171H153ZM170 172V171H169ZM173 172V171H172ZM22 173V172H21ZM30 173V172H29ZM28 173V174H29ZM56 173H58V172H56ZM78 173V174H79ZM139 173V172H138ZM145 173V172H144ZM157 173V172H156ZM166 173V176H167V172H165ZM171 173V172H170ZM180 173V172H179ZM217 173V172H216ZM263 173V172H262ZM3 174H5V173H3ZM16 174V173H15ZM13 175L14 177L16 176V175ZM26 174V173H25ZM38 174V173H37ZM41 174V173H40ZM53 174V173H52ZM67 174H69V173H67ZM71 174V173H70ZM77 174V173H76ZM88 174V173H87ZM93 174H94V172H93ZM174 174H175V172H174ZM173 174V175H174ZM177 175H178V173H176ZM249 174V173H248ZM1 175V174H0ZM12 175V174H11ZM35 175V174H34ZM39 175V174H38ZM51 175V174H50ZM60 175H62V174H60ZM99 175V174H98ZM158 175V174H157ZM165 175V174H164ZM170 175V174H169ZM226 175V174H225ZM252 175V174H251ZM7 176V175H6ZM30 176V175H29ZM63 176V175H62ZM61 176V177H62ZM66 176V175H65ZM65 176H64V178H65ZM73 176V175H72ZM76 176V175H75ZM79 176V175H78ZM97 176V175H96ZM100 176H102V175H100ZM156 176V175H155ZM162 176H163V174H162ZM17 177V176H16ZM25 177V176H24ZM39 177H41V175H39ZM38 177V178H39ZM52 177V176H51ZM51 177H49V178H51ZM59 177V176H58ZM85 177V176H84ZM111 177V176H110ZM119 177V176H118ZM149 177V176H148ZM153 177V176H152ZM151 177V178H152ZM161 176H159V178H160ZM163 177H165V176H163ZM171 177V176H170ZM170 177H168V179L170 178ZM174 177V176H173ZM177 177V176H176ZM221 177V176H220ZM2 178V177H1ZM12 178V177H11ZM32 178H33V175H32ZM35 178H37V175L35 176ZM34 178V179H35ZM112 178V177H111ZM156 179H157V177H155ZM167 177H165V179H166ZM6 179V178H5ZM4 179V180H5ZM9 179V178H8ZM52 179L53 178H51V181H52ZM66 179V178H65ZM74 179V178H73ZM72 179V180H73ZM88 179V177L86 178V180ZM92 179H94V178H92ZM100 179V178H99ZM118 179H120V177L118 178ZM149 179V178H148ZM147 179V180H148ZM181 179V178H180ZM193 179V178H192ZM26 180H27V178H26ZM38 180V179H37ZM89 180V179H88ZM95 180V179H94ZM108 180H109V182H108ZM113 180V179H112ZM146 180V179H145ZM154 180V179H153ZM160 180H162V179H160ZM164 180V179H163ZM196 180V179H195ZM218 180V179H217ZM231 180V179H230ZM257 180V179H256ZM21 181H23V180H21ZM41 181V180H40ZM58 181V180H57ZM79 181V180H78ZM99 181V180H98ZM149 181H151V180H149ZM166 181V180H165ZM165 181H164V185H165ZM94 182V181H93ZM107 182H108V185H107ZM120 182V181H119ZM119 182H118V184H119ZM158 182V181H157ZM161 181H159V183H160ZM171 182V181H170ZM176 182V181H175ZM216 182H218V181H216ZM13 183H15V182H13ZM31 183V182H30ZM51 183H54V182H51ZM82 183H85V182H82ZM95 183V182H94ZM99 183V182H98ZM111 183V182H110ZM120 183H122V182H120ZM151 183V182H150ZM155 183V182H154ZM158 183V184H159ZM167 183V182H166ZM224 183V182H223ZM222 183V184H223ZM240 183H242V182H240ZM245 183V182H244ZM17 184V183H16ZM23 184H25V183H23ZM29 184V183H28ZM33 184V183H32ZM61 184V183H60ZM73 184V183H72ZM113 184V183H112ZM115 184H117V183H115ZM129 184H130V182H129ZM160 184H162L163 185V182L162 183H160ZM170 184H172V183H170ZM195 184V183H194ZM225 184V183H224ZM223 184V185H224ZM77 185V184H76ZM81 184H79L78 186H80ZM93 185H95V184H93ZM111 185V184H110ZM109 185V186H110ZM150 185H152V184H150ZM149 185V186H150ZM174 185H176V183H174ZM200 185V186H201ZM221 185V184H220ZM234 185V184H233ZM243 185H245V184H243ZM253 185V184H252ZM23 186V185H22ZM47 186V185H46ZM73 186V185H72ZM82 186V185H81ZM98 186V185H97ZM119 186V185H118ZM127 186H129V185H127ZM229 186H230V184H229ZM263 186V185H262ZM2 187V186H1ZM57 187V186H56ZM61 187V186H60ZM68 187V186H67ZM116 187V186H115ZM114 187V188H115ZM122 187V186H121ZM155 187V186H154ZM161 188H162V186H160ZM169 187V186H168ZM199 187V186H198ZM250 187V186H249ZM260 187V186H259ZM4 188H6V186H4ZM52 188H53V186H52ZM69 188V187H68ZM85 188V187H84ZM91 188V185H90V187H89V189ZM109 187H107V189H108ZM125 188V187H124ZM133 188V187H132ZM140 188V187H139ZM164 188V187H163ZM162 188V189H163ZM171 188V187H170ZM169 188V189H170ZM176 188V187H175ZM256 188V187H255ZM7 189V188H6ZM5 189V190H6ZM16 189H18V188H16ZM15 189V190H16ZM66 189V188H65ZM73 189V188H72ZM102 189H100V190H102ZM104 189V190H105ZM110 189V188H109ZM130 189V188H129ZM210 189V188H209ZM2 190H4V189H2ZM1 190V191H2ZM24 190V189H23ZM22 190V191H23ZM31 190V189H30ZM52 190V189H51ZM75 190V189H74ZM192 190V189H191ZM196 190H199V189H196ZM227 190V189H226ZM264 190V189H263ZM39 191V190H38ZM50 191V190H49ZM61 191V190H60ZM77 191V190H76ZM79 191V190H78ZM99 191V190H98ZM106 191V195H109V192H108V194H107V191L108 190H105ZM104 191V192H105ZM119 191H120V189H119ZM123 191V190H122ZM126 191V190H125ZM133 191V190H132ZM131 191V192H132ZM152 191H153V189H152ZM151 191V193L153 194V192ZM156 191V190H155ZM154 191V192H155ZM165 191V190H164ZM179 191V190H178ZM242 191V190H241ZM18 192V191H17ZM68 192V191H67ZM86 192H87V190H86ZM94 192V191H93ZM118 192V191H117ZM161 192V191H160ZM159 192V193H160ZM163 192V191H162ZM167 192V191H166ZM2 193V192H1ZM6 193V192H5ZM8 193V192H7ZM29 193V192H28ZM47 193V192H46ZM87 193H89V192H87ZM99 193V192H98ZM122 193V192H121ZM120 193V194H121ZM127 193V192H126ZM125 193V194H126ZM130 193V192H129ZM145 193V192H144ZM165 193V192H164ZM180 193H181V191H180ZM191 193V192H190ZM249 193V192H248ZM45 194V193H44ZM64 194V193H63ZM72 194V193H71ZM84 194H85V192H84ZM84 194H83V196H84ZM112 194V193H111ZM118 194V193H117ZM131 194V193H130ZM157 194H158V192H157ZM186 194V193H185ZM196 194V193H195ZM225 194V193H224ZM233 194V193H232ZM32 195H33V193H32ZM31 195V196H32ZM50 195H53V193H51ZM60 195V194H59ZM86 195V194H85ZM88 195V194H87ZM90 195H91V193H90ZM97 195V192H96V194H95V196ZM100 195V194H99ZM105 195V194H104ZM115 195V194H114ZM127 195V194H126ZM132 195V194H131ZM160 195V194H159ZM170 195V194H169ZM171 195H173V194H171ZM183 195V194H182ZM193 195V194H192ZM227 195V194H226ZM3 196V195H2ZM58 196V195H57ZM70 196V195H69ZM73 196V195H72ZM76 196V195H75ZM78 196V195H77ZM94 196V195H93ZM95 196H94V198H95ZM111 196V195H110ZM109 196V197H110ZM118 197H119V195H117ZM149 196H151V194L149 195ZM153 196V195H152ZM166 196V195H165ZM186 196V195H185ZM197 196V195H196ZM211 196V197H210ZM231 196V195H230ZM230 196H229V198H230ZM36 197V196H35ZM51 197V196H50ZM71 197V196H70ZM69 197V198H70ZM92 197V196H91ZM90 197V198H91ZM97 197V196H96ZM103 198L105 197V196H102ZM121 197V196H120ZM119 197V198H120ZM125 197H128V196H125ZM124 197V198H125ZM158 197H160V196H158ZM162 198H163V196H161ZM167 197V196H166ZM189 197V196H188ZM10 198H11V196H10ZM15 198H17V197H15ZM45 198H47V197H45ZM52 198V197H51ZM65 198V197H64ZM67 198V197H66ZM68 198V199H69ZM98 198V197H97ZM106 198V197H105ZM104 198V199H105ZM122 198V197H121ZM121 198H120V200H121ZM124 198H122V199H124ZM152 198V197H151ZM186 198V197H185ZM5 199V198H4ZM28 199V198H27ZM37 199V198H36ZM80 199H81V197H80ZM88 199V198H87ZM86 199V200H87ZM107 199H108V196H107ZM115 199H117V197L115 198ZM131 199H132V197H131ZM168 199V198H167ZM172 199V198H171ZM180 199V198H179ZM189 199V198H188ZM195 199V198H194ZM197 199V198H196ZM199 199H197L198 201H199ZM232 199V198H231ZM50 200V199H49ZM85 200V199H84ZM114 200V199H113ZM112 200V201H113ZM152 200H154V199H152ZM157 200H158V198H157ZM184 200V199H183ZM196 200V201H197ZM18 201V200H17ZM31 201V200H30ZM48 201V200H47ZM72 201V200H71ZM76 201H77V199H76ZM83 201V200H82ZM102 201V200H101ZM111 201V202H112ZM115 201V200H114ZM185 201V200H184ZM11 202V201H10ZM26 202V201H25ZM49 202H51V201H49ZM85 202V201H84ZM95 202V201H94ZM120 201H118V203H119ZM143 202V201H142ZM148 202V201H147ZM163 202V201H162ZM173 202V201H172ZM18 203V202H17ZM28 203V202H27ZM46 203H48V202H46ZM45 202H44V204H46ZM55 203V202H54ZM66 203V202H65ZM65 203H63V204H65ZM78 203V202H77ZM110 203V202H109ZM125 203V202H124ZM135 203V202H134ZM169 203V202H168ZM186 203V202H185ZM192 203V202H191ZM200 203V204H199ZM14 204V203H13ZM16 204V203H15ZM29 204V203H28ZM28 204H25V203H22V204H20V206L19 207H22V209H23V206L25 207V209H26V207H27V205ZM41 204H43V203H41ZM53 204V203H52ZM103 203H101V205H102ZM115 204V203H114ZM121 204V203H120ZM127 204V203H126ZM146 204V203H145ZM148 204H149V202H148ZM157 204H158V202H157ZM164 204V203H163ZM167 204V203H166ZM178 204V203H177ZM189 204V203H188ZM100 205V204H99ZM103 205H105V204H103ZM121 205H123V202H122V204ZM155 205V204H154ZM153 205V206H154ZM160 205H162V204H160ZM174 205V204H173ZM13 206H15V205H13ZM31 206V205H30ZM34 206V205H33ZM49 206V205H48ZM56 206V205H55ZM107 207L109 206V207H111L109 204L108 205H106ZM118 206V205H117ZM116 206V204H115V207H117ZM127 206V205H126ZM126 206H125V208H126ZM163 206V205H162ZM181 206V205H180ZM190 206V205H189ZM197 206V205H196ZM219 206V205H218ZM263 206V205H262ZM44 207V206H43ZM54 207V206H53ZM63 207H66V206H61L60 208H58V209H56V211H54V215L53 214H51L52 216H53V220H51V219H49V220H51L50 221V224L52 223V221H53V223H52V226L49 228L50 229V231H49V234H47L48 236H46L47 237V239H45V242L42 244L40 241V243L42 244L41 246H39V251L37 252V248H38V246H37V244H39V242H38V240H37V244H35L33 247H35V254L36 255H34L33 256V262L34 263H32L31 262V264H44V262L46 261L47 262V254H48V252H50V250H52V248H53V240L55 239V237H56V232L57 231H59V230H61V225L62 224H64V223H62L61 224V220L63 219L62 217L65 215L64 213V211L63 210H65V208H63ZM99 207V206H98ZM104 207V206H103ZM121 207V206H120ZM152 207V205L150 206V208ZM158 207V206H157ZM172 207H175V206H172ZM191 207V206H190ZM229 207V206H228ZM15 207H13V209H14ZM33 208V207H32ZM47 208V207H46ZM46 208H45V210H46ZM106 208V207H105ZM114 208V207H113ZM112 208V209H113ZM121 208H123V207H121ZM120 208V209H121ZM154 208V207H153ZM152 208V209H153ZM166 208V207H165ZM168 208V207H167ZM198 208V207H197ZM256 207H254V209H255ZM28 209V208H27ZM54 209V208H53ZM75 209V208H74ZM73 209V210H74ZM100 209V208H99ZM101 209H103V208H101ZM110 209V208H109ZM115 209H117L118 210V208H114V210ZM164 209V208H163ZM209 209V208H208ZM211 209V208H210ZM225 209V208H224ZM223 209V210H224ZM253 209V210H254ZM259 209H261V208H259ZM21 210V209H20ZM32 210V209H31ZM34 210V209H33ZM42 210H44V209H42ZM41 210V211H42ZM106 210V209H105ZM101 211V215H100V217L101 216H103V221H104V223L102 222V227L101 226H99V228H102L100 231H97L98 232V234H96V236H94V238H92V241H91V244L90 243H88L89 245H91V247H92V249H90V247H88V249H90V250H88V251H86V252H84L82 255H80L79 257L80 258H76L77 260L74 262L75 264H154V262H155V260H157L158 259V257L160 256L161 257V260L163 259L164 261H165V259H166V263L169 261L170 262V260H168L167 261V256L164 258V255L166 254H164V251H163V253H162V250H161V246L159 247L158 246V239H157V237L155 236V233H153L152 231V235L151 236H153V237H147L146 239H148V240H146L147 242L145 243V247H142L143 249H139V247H138V251H137V253H135V255H131V256H129L128 255V253L129 252H126V247L124 246L123 248H125V249H123L122 248V250H115L114 248V250L115 251H112V250H110L111 248H109V246H108V243L106 242L107 240V238L105 239V235H108V234H110V233H108V234H105V232L106 231H104V229L106 230V228H105V226L107 225V226H109V224H108V222H109V220H110V222H111V220L112 219H110V218H112L108 213H112L113 211H110L109 210V212H108V210H107V214H106V211ZM125 211H127L126 209H124ZM159 210V209H158ZM181 210V209H180ZM179 210V211H180ZM182 210H184V209H182ZM228 210V209H227ZM226 210V211H227ZM29 211V210H28ZM51 211V210H50ZM76 211H79V210H76ZM119 211V210H118ZM132 211V210H131ZM149 211V210H148ZM153 210H151V212H152ZM169 211V209L167 210V212ZM176 211V210H175ZM248 211V210H247ZM7 212V211H6ZM13 212V211H12ZM31 212V211H30ZM47 212V211H46ZM116 212V211H115ZM115 212H113V213H115ZM124 212V211H123ZM123 212L121 213V214H123ZM128 212V211H127ZM126 212V213H127ZM150 212V211H149ZM187 212V211H186ZM221 212H223L222 210H221ZM228 212V211H227ZM255 212H256V210H255ZM1 213V212H0ZM112 213V214H113ZM126 213H125V215H126ZM133 213V212H132ZM132 213H130V214H132ZM7 214V213H6ZM11 214V213H10ZM20 214V213H19ZM45 214V213H44ZM48 214V213H47ZM64 214V215H63ZM106 214V215H105ZM129 214V213H128ZM127 214V215H128ZM129 214V215H130ZM156 214H157V212H156ZM160 214V213H159ZM169 214H170V212H169ZM177 214V213H176ZM198 214H199V212H198ZM231 214V213H230ZM256 214V213H255ZM29 215V214H28ZM40 215H42V213L40 214ZM63 215V216H62ZM79 215V214H78ZM124 215V216H125ZM136 215V214H135ZM153 215V214H152ZM151 215V216H152ZM187 216H188V214H186ZM186 215H185V217H186ZM191 215V214H190ZM43 216V215H42ZM41 216V217H42ZM50 216V215H49ZM51 216V217H52ZM72 216H73V213H72ZM75 216H77V215H75ZM109 216H110V218H109ZM115 216V214L113 215V217ZM146 216V215H145ZM149 216V215H148ZM159 216V215H158ZM158 216H155V217H158ZM170 216V215H169ZM180 216V215H179ZM178 216V217H179ZM205 216V215H204ZM207 216V215H206ZM205 216V217H206ZM210 216V215H209ZM254 216V215H253ZM20 217V216H19ZM18 217V218H19ZM24 217V216H23ZM40 217V216H39ZM38 217V218H39ZM46 217V216H45ZM70 217H71V215H70ZM70 217H67V218H70ZM87 217H88V215H87ZM121 217V216H120ZM128 217V216H127ZM129 217H131V216H129ZM127 218V219H131V218ZM167 217V216H166ZM184 217V218H185ZM244 217V216H243ZM32 218V217H31ZM82 218V217H81ZM84 218V217H83ZM82 218V219H83ZM115 219H117L118 217L117 216H115L114 217ZM113 218V219H114ZM125 218V217H124ZM149 218V217H148ZM161 218H162V215H161V217H160V222H161ZM198 218V217H197ZM203 218V217H202ZM23 219H25V218H23ZM27 219H28V217H27ZM122 219V218H121ZM151 219V218H150ZM155 219V218H154ZM165 219V218H164ZM181 220H182V217L180 218ZM213 219V218H212ZM215 219V218H214ZM225 219V218H224ZM235 219V218H234ZM11 220V219H10ZM90 220V219H89ZM119 220L120 219H118V222H119ZM123 220V219H122ZM126 220V219H125ZM146 220H148L147 218H146ZM145 220V221H146ZM168 220V219H167ZM166 220V221H167ZM202 220V219H201ZM200 220V221H201ZM220 220V219H219ZM6 221V220H5ZM12 221V220H11ZM18 221V220H17ZM29 221H31V220H29ZM92 221V220H91ZM117 221V220H116ZM115 221V222H116ZM152 221H153V219H152ZM174 221V220H173ZM176 221V220H175ZM186 221V220H185ZM208 221V220H207ZM258 221V220H257ZM39 222V221H38ZM47 222V221H46ZM66 222V221H65ZM73 222V221H72ZM87 222H89V221H87ZM165 222V221H164ZM164 222H163V224H164ZM169 220H168V223H166L167 225H169ZM178 222V221H177ZM188 223H189V220L187 221ZM191 222V221H190ZM196 222H197V220H196ZM195 222V223H196ZM202 222V221H201ZM214 222H215V220H214ZM222 222V221H221ZM3 223V222H2ZM32 223V222H31ZM44 223H45V221H44ZM68 223H69V221H68ZM74 223V222H73ZM80 223V222H79ZM91 223V222H90ZM123 223H124V221H123ZM162 223V222H161ZM173 223H176V222H172L171 223V226H172V224ZM182 223V222H181ZM198 223V222H197ZM218 223H219V221H218ZM218 223L216 224V225H218ZM6 224V223H5ZM9 224L11 225L12 224V222H9ZM72 224V223H71ZM70 224V225H71ZM112 224V223H111ZM122 224V223H121ZM125 224V223H124ZM123 224V225H124ZM136 224V223H135ZM158 224H160V223H158ZM163 224H161V225H163ZM220 224V223H219ZM226 224V223H225ZM4 225V224H3ZM15 225V224H14ZM14 225H12V226H7V230H9L10 231V235L12 234V231H13V226ZM37 225H39V224H37ZM74 225V224H73ZM73 225H72V227H73ZM79 225V224H78ZM116 224H114V226H115ZM118 225V224H117ZM120 225V224H119ZM141 225V224H140ZM144 225V224H143ZM146 225V224H145ZM155 225H156V223H155ZM161 225H160V227L159 228H161ZM179 225V224H178ZM177 225V226H178ZM185 225V227H186V223L184 224ZM196 225V224H195ZM203 225V224H202ZM26 226H27V224H25V223H22V224H20L19 226L17 225V227L19 228V227H21V228H26ZM40 226V225H39ZM69 226V225H68ZM77 226V225H76ZM85 226V225H84ZM88 226V225H87ZM92 226H94V224L92 225ZM106 226V227H107ZM112 226V225H111ZM149 226V225H148ZM157 226V225H156ZM192 226H194V223H193V225ZM214 226V225H213ZM220 225H218V227H219ZM224 226V225H223ZM38 227V226H37ZM37 227H36V229L35 230H38L37 229ZM47 227V226H46ZM89 227V226H88ZM98 227V226H97ZM116 227V226H115ZM150 228L152 227V224H151V226H149ZM165 227V226H164ZM168 227H170V225L168 226ZM190 227V226H189ZM188 227V228H189ZM201 227V226H200ZM208 227V226H207ZM217 227V228H218ZM221 227V226H220ZM3 228V227H2ZM20 228V229H21ZM64 228V227H63ZM79 228V227H78ZM81 228V227H80ZM85 228H87V227H85ZM96 228V227H95ZM111 228V227H110ZM114 228V227H113ZM117 228V227H116ZM121 228H123V226L121 225ZM127 228V227H126ZM129 228V227H128ZM132 228V227H131ZM143 228V227H142ZM157 228V227H156ZM154 229V227H153V231H156L157 229ZM167 228V227H166ZM165 228V229H166ZM171 228V227H170ZM175 228V227H174ZM173 228V229H174ZM223 228V227H222ZM221 228V229H222ZM229 228V227H228ZM227 228V229H228ZM30 229V228H29ZM48 229V230H49ZM88 229H90V228H88ZM118 229V228H117ZM124 229V228H123ZM122 229V230H123ZM136 229V228H135ZM146 229V228H145ZM27 230V229H26ZM47 230V231H48ZM63 230V229H62ZM66 230V229H65ZM64 230V231H65ZM68 230V229H67ZM66 230V231H67ZM84 229H82V231H83ZM97 230H99V229H97ZM108 230V229H107ZM139 230V229H138ZM137 230V231H138ZM147 230V229H146ZM160 230V229H159ZM5 231H6V229H5ZM76 231V230H75ZM86 231V230H85ZM93 231V230H92ZM91 231V232H92ZM114 231V230H113ZM117 231H119V230H117ZM124 231V230H123ZM133 231V230H132ZM144 231V230H143ZM143 231H142V233H143ZM148 231V230H147ZM161 231H163V229L161 230ZM186 231V230H185ZM207 231V230H206ZM213 231V230H212ZM216 231V230H215ZM229 231V230H228ZM21 232V231H20ZM41 232H42V230H41ZM88 232H90V231H88ZM95 232V231H94ZM108 232V231H107ZM109 232H110V230H109ZM139 232V231H138ZM149 232V231H148ZM147 232V233H148ZM157 232H158V230H157ZM172 232V231H171ZM188 232V231H187ZM197 232V231H196ZM195 232V233H196ZM202 232L204 233V231L202 230ZM13 233H15V232H13ZM43 233V232H42ZM58 233V232H57ZM72 233H74V232H72ZM75 233H77V232H75ZM87 233V232H86ZM126 233V232H125ZM133 233V232H132ZM132 233H130V234H132ZM140 233V232H139ZM150 233V232H149ZM148 233V234H149ZM160 233V232H159ZM164 233V232H163ZM168 233H170V232H168ZM192 233V232H191ZM203 233H202V235H203ZM223 233V232H222ZM29 234V233H28ZM114 234V233H113ZM119 234V233H118ZM136 234H138V233H136ZM148 234H144L145 236L146 235H148ZM157 234V233H156ZM166 234V233H165ZM164 234V235H165ZM176 234H178V233H176ZM194 234V233H193ZM201 234V233H200ZM208 234V232L205 234V235H207ZM6 235V234H5ZM8 235V234H7ZM21 235V234H20ZM40 235H41V233H40ZM72 235V234H71ZM90 235V234H89ZM112 234H110V236H111ZM121 235V237H123L122 236V234H120ZM129 235V234H128ZM143 235V237H145ZM157 235H159V234H157ZM161 235V234H160ZM179 235H181L180 233H179ZM182 235H183V233H182ZM205 235H204V238H205ZM210 235V234H209ZM214 235V234H213ZM227 235V234H226ZM230 235V234H229ZM29 236V235H28ZM35 236V235H34ZM67 236V235H66ZM65 236V237H66ZM69 236V235H68ZM131 236V235H130ZM133 236V235H132ZM142 236V235H141ZM141 236H140V238H141ZM173 236H175L174 234H173ZM188 236V235H187ZM190 236V235H189ZM10 237V238H9ZM8 238H9V240L11 239V236H9ZM13 237H15V236H13ZM58 237V236H57ZM83 237V236H82ZM85 237V236H84ZM112 237H114V236H112ZM117 237V236H116ZM138 237H139V234H138ZM137 237V238H138ZM169 237V236H168ZM194 237V236H193ZM199 237V236H198ZM197 237V238H198ZM213 237V236H212ZM220 237V236H219ZM218 237V238H219ZM222 237V236H221ZM264 237V236H263ZM7 238V237H6ZM16 238V237H15ZM35 238V237H34ZM119 238H120V236H119ZM123 238H125V237H123ZM129 238V237H128ZM139 238V239H140ZM177 237H175V239H176ZM178 238H179V236H178ZM186 238V237H185ZM192 238V237H191ZM191 238H190V240H191ZM196 238V239H197ZM202 238V237H201ZM201 238H198V240L196 241V239L194 238L193 240L194 241H196V243L193 245V249H192V252L193 253H191V258H193V256H195V259H194V261H193V264H202V262L204 261V259H210V258H212L214 255H215V249L213 248V245L212 246H203V244H202V241H204V240H201ZM215 238H217V237H215ZM214 238V239H215ZM218 238L216 239V241L218 240ZM1 239V238H0ZM5 239V238H4ZM13 239V238H12ZM23 239H24V237H23ZM39 239V238H38ZM57 239V238H56ZM66 239V238H65ZM73 239V238H72ZM82 238L80 237V240H81ZM109 239V238H108ZM138 239V240H139ZM160 239V238H159ZM171 239V238H170ZM173 239V238H172ZM171 239V240H172ZM214 239H210V240H214ZM226 239V238H225ZM3 240V239H2ZM1 240V241H2ZM16 240V239H15ZM17 240H18V238H17ZM20 240V239H19ZM19 240H18V242H19ZM78 240V239H77ZM86 240V239H85ZM89 239H87V241H88ZM136 240V239H135ZM141 240H143V239H141ZM163 240V239H162ZM168 240V239H167ZM170 240V241H171ZM177 240V239H176ZM181 240V239H180ZM189 240V241H190ZM210 240H209V245H210ZM7 241V240H6ZM10 241H12V242H14V240H10ZM56 241V240H55ZM60 241V240H59ZM58 241V242H59ZM124 241V240H123ZM179 241V240H178ZM7 242H9V241H7ZM21 242V241H20ZM61 243H63L62 241H60ZM66 242V241H65ZM84 242V241H83ZM86 242V241H85ZM108 242H109V240H108ZM112 242V241H111ZM115 242H117V241H115ZM114 242V243H115ZM120 242V241H119ZM131 242V241H130ZM140 242V241H139ZM143 242H144V240H143ZM142 242V243H143ZM162 242H164V241H162ZM168 242H169V240H168ZM173 242H175V241H173ZM180 242V241H179ZM184 242H186V241H184ZM188 242V241H187ZM1 243V242H0ZM10 243V242H9ZM8 243V244H9ZM74 243V242H73ZM82 243V242H81ZM113 243V244H114ZM125 243V242H124ZM141 243V244H142ZM193 243V242H192ZM192 243H190V245L192 244ZM204 243V242H203ZM212 243V242H211ZM215 243V242H214ZM5 244V243H4ZM3 244V245H4ZM11 244L12 243H10V245H5V246H3V247H5V248H9V246L11 247ZM14 244V243H13ZM28 244V243H27ZM65 244V243H64ZM88 244H86L85 243V245L87 246ZM111 244V243H110ZM127 244V243H126ZM129 244V243H128ZM140 244V245H141ZM144 244V243H143ZM167 244L168 243H166V246H167ZM174 244H176V243H174ZM177 244H179L178 242H177ZM176 244V245H177ZM216 244V243H215ZM220 244V243H219ZM16 245V244H15ZM60 245V244H59ZM58 245V246H59ZM117 245H119V244H117ZM117 245H115V247L117 246ZM124 245V244H123ZM133 245V244H132ZM159 245H161V244H159ZM162 245H164V243L162 244ZM169 245V244H168ZM182 245V244H181ZM180 245V246H181ZM206 245V244H205ZM218 245V244H217ZM225 245H227V244H225ZM234 245V244H233ZM19 246V245H18ZM57 246V247H58ZM65 246V245H64ZM78 246V245H77ZM111 246V245H110ZM144 246V245H143ZM171 246H173V244L171 245ZM177 246H179V245H177ZM179 246V247H180ZM183 246V245H182ZM181 246V247H182ZM187 246V245H186ZM1 247V246H0ZM14 247V246H13ZM33 247H31V249L33 248ZM73 247V246H72ZM113 247V246H112ZM118 247V246H117ZM120 247V246H119ZM134 247V246H133ZM165 247V246H164ZM185 247V246H184ZM183 247V248H184ZM217 247V246H216ZM63 248V247H62ZM82 248H84V247H82ZM162 248H163V246H162ZM168 248V247H167ZM186 248V247H185ZM188 248H189V244H188ZM218 248V247H217ZM2 250L4 249V248H1ZM1 249H0V251H1ZM31 249H30V252H31ZM67 249V248H66ZM118 249V248H117ZM119 249H121V248H119ZM165 249V248H164ZM172 249V248H171ZM182 249V248H181ZM190 249V248H189ZM221 249H223V248H221ZM250 249V248H249ZM33 250H34V248H33ZM32 250V251H33ZM77 250V249H76ZM75 250V251H76ZM128 250V249H127ZM134 250V249H133ZM177 250V249H176ZM191 250V249H190ZM190 250H188L189 252H188V254L190 253ZM235 250V249H234ZM4 251H6V250H4ZM4 251H2V252H4ZM22 251V250H21ZM23 251H25V250H23ZM54 251V250H53ZM58 251V250H57ZM72 251V250H71ZM74 251V252H75ZM83 251V250H82ZM161 251V254L162 255H160V252ZM170 251V250H169ZM223 251V250H222ZM8 252H9V255L10 254H12V258H13V256H14V258H18V253L20 254V249H16V248H14V249H8ZM55 252V251H54ZM53 252V253H54ZM66 252V251H65ZM68 252V251H67ZM166 252V251H165ZM180 252H182V251H180ZM6 253V252H5ZM27 253V252H26ZM33 253V252H32ZM51 253V252H50ZM132 253V252H131ZM187 253V251H185L184 252V254H186ZM248 253V252H247ZM60 254V253H59ZM71 254V253H70ZM75 254V253H74ZM164 254V255H163ZM168 254H169V252H168ZM167 254V255H168ZM172 254V253H171ZM170 254V255H171ZM180 254V253H179ZM219 254H221V253H219ZM8 255V256H9ZM17 255V256H16ZM222 255V254H221ZM20 256V255H19ZM28 256H31V255H28L27 254V257ZM174 256V255H173ZM184 256V255H183ZM233 256V255H232ZM24 257V256H23ZM53 257V256H52ZM59 257H60V255H59ZM155 257H157L156 259H155ZM170 257V256H169ZM176 257H177V255H176ZM186 257H188V256H186ZM229 257V256H228ZM182 258V257H181ZM184 258V257H183ZM190 258V259H191ZM244 258H245V256H244ZM30 259V258H29ZM32 259V258H31ZM63 259V258H62ZM171 259V258H170ZM177 259V261H179L178 260V258H176ZM185 259V258H184ZM189 259V260H190ZM192 259V260H193ZM230 259V258H229ZM22 260H24V259H22V257H21V261ZM61 260V259H60ZM59 260V261H60ZM160 260V261H161ZM163 260H162V262H163ZM186 260V259H185ZM8 262H7V264H12L10 261L11 260H7ZM13 261V260H12ZM31 260H29L28 261V264H29V262H30ZM55 261H56V258H55ZM3 262H5V261H3ZM2 262V263H3ZM19 263H21V264H23L22 262H20V261H18ZM18 262H16L17 264H18ZM27 262V261H26ZM61 262V261H60ZM66 262V261H65ZM171 262H172V259H171ZM174 262V261H173ZM191 262V261H190ZM6 263V262H5ZM58 263V262H57ZM56 263V264H57ZM63 263V262H62ZM69 263V262H68ZM156 264H157V262H155ZM245 263V262H244ZM13 264H14V262H13ZM26 264V263H25ZM51 264V263H50ZM159 264V263H158ZM164 264V263H163ZM170 264V263H169ZM172 264V263H171ZM176 264V263H175ZM179 264H182L181 262L179 263ZM184 264H186V262L184 263ZM189 264V263H188ZM190 264H192V262L190 263ZM205 264H207V263H205ZM209 264V263H208ZM211 264V263H210Z\"/></svg>",
    "mask_w": 264,
    "mask_h": 264
}]
</instances>
